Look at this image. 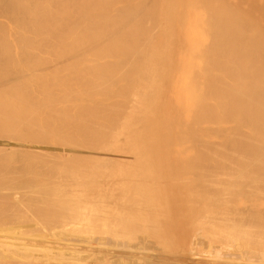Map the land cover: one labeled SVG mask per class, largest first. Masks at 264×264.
Listing matches in <instances>:
<instances>
[{"label": "bare ground", "instance_id": "bare-ground-1", "mask_svg": "<svg viewBox=\"0 0 264 264\" xmlns=\"http://www.w3.org/2000/svg\"><path fill=\"white\" fill-rule=\"evenodd\" d=\"M30 1H32V0H30ZM38 1H36V2H38ZM51 1H53V0H51ZM84 1H86V0H84ZM104 1L106 2V0H103L102 2L104 3ZM114 1L117 2L116 0H113V2ZM136 1L139 2L138 0H136ZM154 1H156V0H154ZM160 1L158 0V2H159V4H157L158 6L163 5L162 1H161V3H160ZM168 1H169V3L171 2V0H168ZM189 1L191 2V4H193V2H192L193 0H188L187 3H190ZM218 1L222 2L223 0H218ZM24 2H25V0H24ZM26 2H27V0H26ZM33 2H30V3L32 4ZM76 2H77V0H76ZM110 2H112V1H110ZM125 2H127V1H125ZM142 2H144V1L142 0ZM177 2L178 1L176 0L175 3L174 2H171V3H173V5H174ZM181 2L182 1L180 0V3ZM196 2H197V0H196ZM198 2H202V1H198ZM210 2H211V0H210ZM224 2H226L225 6L229 9V10H227V8L224 6L226 8L227 12L231 11V8L227 6V3H228L227 1H223L222 3L218 2V4L224 5ZM9 3H8V5H10ZM16 3L14 2L13 4H15V6H16ZM20 3H23V2H20ZM20 3L18 5L19 7L20 6L25 7V5H20ZM28 3H27V5H28ZM38 3H40V2H38ZM42 3H43V1H42ZM81 3H83V2H80V4ZM152 3L154 4L155 2H153V0H152V2L150 4H152ZM163 3H164V0H163ZM169 3L167 2L163 8H161V6H160L161 11H164V8L167 9L166 7H168L170 9V7L173 6V5L170 6ZM185 3H183V2L181 3V5H183L184 8L186 7L188 9V7H191L187 3L186 4ZM211 3H213V2H211ZM1 4H4V3H1ZM13 4H11L12 5L11 7L13 8V11H14L15 7H13ZM72 4H74V3H72ZM80 4H79V7H80ZM94 4H96V2H94ZM112 4L111 5L113 6V8L114 7L116 8L117 5L114 6V3H112ZM130 4H128V5H130ZM135 4H133V5L131 4V5L134 7ZM203 4H206V3H203ZM4 5H6V4H4ZM4 5H2V6H4ZM51 5H53V4H51ZM104 5H103V7H105ZM106 5H107V3H106ZM109 5H110V3H109ZM109 5L107 8H109ZM144 5L146 6L145 7V9H146L147 5L146 4H144ZM144 5H142L141 8H143ZM167 5H169L170 7ZM179 5L180 4H178V6ZM181 5L179 8L183 7ZM185 5H187L188 7ZM195 5L197 7V4H195ZM206 5H204V7ZM211 5L214 6L213 4H211ZM228 5L230 6V4H228ZM18 6H17V9L19 8ZM55 6H53V7H55ZM68 6L70 7L69 4H68ZM137 6H139V3ZM137 6L135 5V8ZM175 6L176 5H174V9H172V7H171V9H172V10L170 9L171 11L168 10V12L170 13V17L167 15L169 13L167 11L166 12L164 11L166 13V17L165 16H163V17H165V18H161L164 13L162 12L163 14H161V16H160V14H159L160 8L156 9V11L158 10L159 13L158 12L157 13L160 16L159 17L157 15L158 17H156V18L157 19L158 18L166 19L168 17L171 18V16H172V20H173L174 16H180V15H176L177 13H184L183 17H181V18H183L182 20L184 21L187 19L186 16L190 13L191 10L195 11V14H197V12H199L197 10H194L195 6L193 7V9H188L189 11L185 10V12H187V13H185L183 10H182L183 12L182 11L177 12L175 10H177V9L179 10V8H177ZM201 6H203V5L201 4ZM212 6H211V8H212ZM237 6H239V5L237 4L234 8H236ZM6 7H8V6H6ZM29 7H31V6L29 5ZM29 7L28 6L25 7V10L27 8L30 10ZM49 7H50V9H53V7L52 8H51V6H49ZM49 7H47L48 10L47 9L41 10L42 11L41 16H43L42 18H44L45 16H49L48 19H47V17H45L46 20H43L42 18H41L42 20H40V18H39V20H34L36 18V16L40 15V14L33 16V14H32L33 12L31 13V12H29V10L27 11L26 16L29 15V13L32 14L30 16H33L34 21H31L30 18H29V20H28V18L26 20L25 19L26 17H23L25 19V22L24 23L20 22V24H16L18 19L15 20L16 21L15 25L18 28L17 29L15 27L17 29L15 31H17V33H20L19 38L18 37H16V38H18L19 41L21 42L20 47L23 48L22 52H25V53H23V54H25V58H24V60H22L23 58L18 56V58L20 57L21 60L17 59V54L18 53L21 54V52H20L21 50H20V51H17L18 53H16V58L14 56V59H12V60L17 59L18 62L20 61V63H18V65L20 66V64H21V68H22L21 70H20V67L18 70V67H16L15 64L13 65L14 61H12L11 59L8 58V56L11 57L10 53L13 52V51L11 52V50H12L11 47L8 48L9 44H7L8 46H5L3 48H2V46H4V44L0 45V52L2 50L3 53H4V51L9 53V55L8 54L4 55L2 53V57L0 58V83H1L0 88L4 87L2 90L0 89V217H1L0 218V264H63L64 262H66L67 264H72V263L75 264V262H72V261L77 262L78 260L85 258V257H81V256H79L80 258L77 257L75 255V250L73 252L69 248H68V252L70 251V253L71 252H73V253H71L70 255L67 253L68 256H66L64 253L62 254V252L57 253L55 249L54 250L57 254H54L55 252H53V251H52L53 252L52 253L49 248L45 247L44 249H42L43 246L42 247L40 246L37 248L34 247L38 243V242L36 243L34 240L37 241V239L39 237H40V239L42 237H46V236H44L46 234V232L49 235L50 234L49 233L50 232L49 231V228H50L49 225L50 226L53 225V228H54V226H57L58 223L59 224L57 227H59V225H60V229H61V227H63L64 231H66V229H64V228L67 227V230H68L67 232L72 231L71 232L72 235L76 234V233L73 234V232H77V233H79V232L84 233L85 232V234L88 233V235L92 234V236H90V237L88 236V238H86L87 236L86 237L83 236L85 234H79V235H81V237H85L86 241L87 240L91 241L93 236L96 237V241H97V239H98L97 233L105 234V236L103 235V237L99 236L100 240L97 241V242L101 243V247L104 246L103 248H105V246H106V251H104L105 255L103 256V258L99 257L100 254L99 255L97 254L99 258L97 257V255H96L97 251H94L95 254L92 252L94 255H96V256H94L96 260H97V258L101 259V261L97 260V262L99 261L101 263L103 262V260L108 262L107 264H117L118 262H120L121 264L124 263L121 256L123 257V253H125L124 251H126V250H124L123 253L119 252L120 250H122L124 248H126V249L132 248L134 250H137L135 252H139V251L141 252L143 250V252L141 254H143L145 250L149 251L148 249L150 247L152 248V246H151L152 242L151 241H153V240H150V238L152 236V239L154 238L155 241L157 240L158 241L157 243H159V245L164 244L166 251H164V249H165L164 246H161V248L163 247L161 250H163L162 252L165 253V255L168 253L171 254L169 252L170 250H167V248L169 249V248H171V246H174V248H176L175 250L178 251V248H177L178 245L181 246L180 248H182L184 250L183 251L184 254H183V252H182V254H180L182 256V258H181V256H176L177 258H175V255H174V258H172L171 261L174 260L176 262H181L179 260H187L189 262L187 264H225L226 259H229L228 261H230V259H234V260L236 259V261L243 260L244 262H248L245 264H264V24H260L258 22L259 20H256V17L254 15H252L253 13L248 14V13H245L243 10H241V12H239V13L237 12V16H235V14H234L236 12H234V13H233V11L231 12L232 14H234V18L236 17L235 19H233L230 12L228 13V15L222 14V16H223V18H222L221 17L222 11H221V13H218V14H220V16H218V14H217V17L222 19L219 22L218 20H220V19L218 18V20H217V17L214 14L216 12L215 8H214V10L212 12V16L214 14L215 18L211 20L212 24H213V20H214V22L217 20L219 23L222 24V25L221 24L217 25V23H218L217 21H216L217 23H214L215 25H217V26H214L215 27L214 30L216 29L218 31V32L215 31L217 34L216 37L218 36V38L220 39L219 36L221 34L222 39L220 40L221 42H219L218 38H215V35L213 33V31H214L213 28L208 29V27H207L208 26L207 21H208V19H211V15L209 16V18L208 17L206 18V16H208V14H209L208 12L210 9V7H209V9L207 7L206 9H208V10L205 9V11H204V12L207 11V14L206 15L204 14L205 16L203 15L207 19L206 21L204 20L207 23H205V24L203 23L204 27L203 26L201 27V24H200V29L204 28V30H205V27H207L206 29H208L209 31L205 30L206 31L205 33H207V34H205L204 37L205 36L207 37V35H208V37L213 36V38H215L216 41H214V39H212L210 37V39L213 40L212 42L215 43V44H213V43L210 44L211 40L209 39L210 40V43H209L208 42L209 40L208 41L205 40L206 37L203 40L201 35H198V39L201 38V41L203 40L204 43H206V41H207V43H209L210 46L214 45V48H213V46H211V50L209 49L210 46L206 48L205 46H203L204 44H202V42H199V43H201L200 44L201 46L199 45V43H197L199 46L197 44H193L194 45L193 47L192 46L187 47V45L189 44L188 43L189 41L192 42V40L194 39V42H195L197 39L195 36V32H192L194 30V28L191 27L193 25V19H194L193 16H195V15H193L194 13H192L193 11H191L192 16L190 14V16H189L190 18L187 19L189 21L190 20L192 21V23H191V21L190 22L188 21L189 23L187 22L188 25L191 23L190 27L193 28V30L191 29L192 31L189 29L190 27L187 26V24L185 23L187 20L184 21L183 23H185V24H183L182 21H180L181 19L177 20L178 22L176 21V19H174V21H176V23H181L183 25V27L186 25L185 26L186 32H189V33L191 32L189 34L191 37L194 35V38L192 40H190L191 38L188 35V33H187V35H188V38H187V36L184 32L185 30H183V32H184L183 34H185V35H182L181 38L182 39H184L185 37L186 38L184 40L181 39L182 42L178 41V39H175L177 37V34L174 33L176 35V36H174L172 33V32H174V29H173L174 24L173 23H175V22H171L170 25H167L166 24V23H168L167 19L165 20L166 22L163 21V23L164 22L165 23L164 24L162 23V25H163V27L167 26V28H170L169 26H171L170 29L173 30V31H171L172 34L170 33V30H169V33H170L169 34L168 29L165 27L166 31L165 30L164 31H165V33H168L169 36H166L164 34L165 35V39L163 37L164 40L163 39L153 40L155 43H153V41H152V44L149 43L151 41V37H152L151 34H153L152 32H150L151 34H149V31L148 30L146 31L148 33V35H150L149 36L150 41H149V38L147 40L145 39L146 34L144 36L143 33H141L143 36L144 42L142 39L138 38L137 41L140 42V40H141V43L139 44V42L138 43L135 42L136 41L135 39L137 37L141 36V34L139 33L140 30L138 29L139 34L136 33L137 32L136 27H135L136 32L133 33L130 30L131 36L133 35L132 38H134V39H130L131 38V36L129 37L130 33L128 34V36L125 35V34H127L128 28H130V27H128L127 30L125 29L126 32L124 31V37L125 36L128 37V39H130L128 41L129 42L130 41L135 42V44L130 43L131 44L130 45V44H125V43L121 42V43H117L120 45H117V44L116 45L109 44L110 46L109 45L106 46L105 44H104L105 46L103 44H102L103 46L95 45L96 47L99 46V49H100V47H104L103 48L104 52H106V51L107 52L113 51V52L112 53H103V51L101 50L102 51V52H100L101 54H98L99 51L96 49V51H98V52H96L97 55H95L93 57L89 56L88 58H86L87 56H85V59L84 58L83 59L76 58V57L75 58H73V57L67 58V55L62 54L64 57L66 56L65 58H67V59H65V62L66 61L68 62V65L66 64L67 67L69 66L68 69L66 68L67 70H69V71H67L68 74L71 71H72L71 73L74 74L75 73L74 69L79 68V67H82V71L84 72L83 75L87 72V68H88V70L90 69L93 72H97V75H96V73L93 74L91 72L92 74H90V72H89L90 76L86 75V77H85V75L81 76L82 73L81 74L79 73L81 77L79 76L78 73H76V74H78V77H76V78H72L74 75H72L70 73L71 75H69V76H72V77H68V75H67L68 78L66 79L65 77H63L64 79H66V80H63L62 76L57 74L58 73L57 72L58 67L53 68V66H52V68L54 69V72L51 71L52 73H49V74H46L44 72L46 75H44V76L39 75L40 74L39 71H44V70H41V66L44 65L43 63L46 64V62H49L50 60L53 61V59L58 57V52H60V51H58L60 49H58L59 47L57 45V43H58L57 38L61 36V33L59 31H57L58 30L57 29V27H58L57 20L60 18H57L58 11L55 12V10H54L55 8L53 9V11L49 10ZM75 7H76V5H75ZM101 7L102 6H100V8ZM120 7L122 8L123 6L120 5ZM120 7L118 9L119 11H120ZM152 7L153 6H150V9ZM139 8H140V6H139ZM175 8H177V9H175ZM9 9H11V8L9 7ZM9 9H7V10H9ZM40 9H41V7H40ZM72 9H74V7ZM97 9H99V8H97ZM103 9H105V8H103ZM112 9H110V12ZM198 9H200V8H198ZM202 9H203V7H202ZM240 9L241 8H239L238 10H240ZM7 10L5 9L4 11H7ZM19 10H21V9H18V11ZM22 10H24V9H22ZM35 10H37V8ZM35 10H32V11H35ZM115 10H112V12ZM118 10L116 12H118ZM123 10L125 11V9H123ZM127 10H129V9H127ZM131 10L132 9H130V11L128 12V15L123 11L124 14L123 15L121 14L123 20H124V17H126V16L128 17V16L132 15V14L130 15V13L132 12ZM134 10H136V9H134ZM134 10H133V12H135ZM152 10H153V12L155 11L154 9H152ZM173 10L176 12V14L174 16L171 14V12H174ZM218 10L220 11V8L219 9L217 8V11ZM221 10H222V8H221ZM234 10L236 11V9H234ZM80 11H81V9H80ZM140 11L141 10H139V12ZM202 11L200 9V12H202ZM62 12H63V10H62ZM71 12H73V11H71ZM88 12L90 13V11H88ZM94 12H96V11L94 10ZM112 12L110 13L111 15L113 14ZM142 12H144V8H143ZM142 12H140L138 14L140 15ZM224 12L225 11L223 10V13ZM3 13L4 12H2V14ZM19 13H20V11H19ZM43 13H44V15H43ZM80 13L76 14V16L81 15ZM92 13H93V11H91V14ZM102 13L104 14V12H102ZM0 14H1V11H0ZM12 14H13V12L9 15L7 13L4 16H5V18H6V16H10V15L12 17ZM15 14H16V10H15ZM21 14H23V13H21ZM68 14L69 13H67V15ZM136 14L134 15L135 19L137 17ZM143 14L144 13H142V15ZM147 14H149L148 12L145 15L149 16ZM185 14H187V15L185 16ZM17 15L20 18V15L19 14H17ZM65 15L66 14H64L63 17ZM86 15L85 16L83 15V16L86 18L87 17ZM100 15H98V16L101 19ZM139 15H138V17H139ZM52 16H54L56 18L50 19V17H52ZM59 16H61V15H59ZM71 16H72V14L70 15V18H71ZM73 16H74V12H73ZM76 16L74 17L75 19L78 18V17L76 18ZM184 16L186 17V19H184ZM224 16H226V17L224 18ZM37 17H39V16H37ZM82 17H81V19H82ZM142 17L143 16H141L140 18H142ZM150 17H153V16H151V14H150ZM204 17L202 19H205ZM85 18H83V19H85ZM131 18H133V17L131 16ZM131 18L130 17L128 18L129 22H131ZM156 18L154 17L155 20L152 19V22L153 21L155 22L154 27H157V23H159L158 20H156ZM169 18H168V20H169ZM6 19L5 20L0 19V20L5 21L4 23H6V21L12 20V19H10V20H6ZM31 19H32V17H31ZM87 19L90 20L91 18H87ZM104 19H105V17H104ZM106 19H107V16H106ZM111 19H112V17H111ZM135 19H133V20H135ZM148 19L146 18L144 21L147 22ZM196 19L199 20L198 17ZM263 19L264 18L262 17V20ZM69 20H71V19H69ZM94 20H99V19H95V17H94ZM115 20H118V19H115ZM120 20H118V23ZM172 20L170 19V21H172ZM197 20H196V23L199 22ZM26 21H28V22H26ZM60 21H63V18H62V20L60 19ZM65 21H68V20L65 19ZM99 21H98V23H99ZM107 21H108V19H107ZM109 21H110V18H109ZM126 21H127V19L124 21L127 24L128 21L127 22ZM156 21H157V23H156ZM204 21H201V23ZM85 22L86 21L83 20V24ZM134 22L135 21H133V24H134ZM11 23H12V21H11ZM70 23H72V22L68 21L69 27H70V25L73 26V24L75 22L73 24H70ZM86 23H88V22H86ZM94 23H97V21L96 22L94 21ZM100 23H102V22H100ZM100 23L98 24V26L96 25V27H99ZM120 23L122 24L123 22H120ZM262 23H264V22L262 21ZM61 24H63V23H61ZM64 24H65V22H64ZM88 24H87V28L89 27ZM129 24L130 23H128L127 26H130ZM133 24L131 22L132 26H134ZM143 24L145 25L144 28L149 25V23H147L148 25L145 23H143ZM155 24H156V26H155ZM198 24H195V26L196 25L198 26ZM212 24L210 22V25H212ZM224 24L226 25L225 27H227V29L224 27L220 28L221 26H224ZM107 25L109 26V28L107 27V29L110 30V24H108V22H107ZM113 25H112V27H115L117 24L116 25L113 24ZM141 25L139 24L138 27H140ZM210 25H209V27H211ZM78 26H80V24H78ZM81 26L78 27V30H81V28L84 29V27H81ZM104 26H105V24L103 25V27ZM118 26H120V25H118ZM135 26H136V24H135ZM11 27H13V25H11L10 28L8 27L9 33L11 30H13V29H11ZM73 27L72 28L70 27L71 31H72ZM85 27H86V25H85ZM90 27H92V26H90ZM94 27H95V25H94ZM94 27L92 28L93 30H94ZM123 27L126 28V25H124ZM175 27L177 28V26H175ZM151 28H152V26H151ZM165 28H163V29H165ZM180 28H181V26L178 28V33L181 32V31H179ZM187 28H188V31H187ZM197 28H199V27L195 28L196 31L199 32V30ZM223 28L227 34L222 30ZM99 29H100V27H99ZM123 29L124 28H122V30ZM0 30H2V32H3V30L6 31V28H4V26H2V29L0 27ZM64 30H65V27H64ZM64 30H62V31H64ZM75 30H77V29H75ZM78 30L76 32H82V31L84 32V30H82V31H78ZM102 30H104V29L102 28ZM132 30H133V28H132ZM135 30H133V31H135ZM158 30H159V32H158ZM158 30H157V33H161V31H162L161 27H160V29L158 28ZM7 31H8V29H7ZM88 31H89V29H88ZM98 31L100 33V30H98ZM106 31L109 34H112L111 32H108V30H106ZM106 31L104 33H106ZM119 31H121V30H118V32ZM152 31H153V29H152ZM200 31H202V30H200ZM220 31H222L223 33H219ZM24 32H27V33L30 32L29 37H26L25 35L27 33H24ZM58 32L60 34H57ZM116 32L117 31H114L113 33L115 34ZM141 32H144V31H141ZM153 32H155V31H153ZM198 32H197V34H200V33L202 34V32H200V33H198ZM72 33L74 34V32H72ZM91 33H93V32L91 31ZM208 33H210V36ZM12 34L15 36L16 33L13 32ZM31 34H33V35H31ZM67 34H70V31ZM87 34L88 33H85V35H87ZM94 34H95V32H94ZM116 34L118 35V33H116ZM134 34H136L137 37L134 36ZM162 34H163V32L161 33V35ZM70 35H72V34H70ZM121 35H122V33H121ZM171 35L174 36V39H169V38H173ZM223 35H225L226 39ZM74 36H75V34H74ZM92 36L94 37V35H92ZM102 36L103 35H101L100 37L102 38ZM116 36H115V38L112 37V38H114L113 40L116 39ZM156 36H157V34H156ZM183 36H185V37L183 38ZM5 37H7V36H5ZM104 37H106V39H107V36H104ZM67 38H68V36H67ZM67 38L64 37L62 40L67 39ZM123 38H122V40H123ZM13 39H15V38H13ZM223 39L226 41V43ZM15 40H17V39H15ZM99 40L100 39H98V41ZM113 40H110V41L113 42ZM66 41H68V39ZM70 41H71V38H70ZM85 41H87V40L85 39ZM85 41L83 40V42H85ZM90 41H91V39H90ZM100 41H102V40H100ZM222 41H224L225 45L222 43ZM12 42H13V44H12ZM12 42H11L12 45H18L16 43V41H15V43H14V41H12ZM114 42H116V40ZM8 43H10V42L8 41ZM75 43L78 44V42H75ZM75 43H73V44H75ZM81 43H82V41H81ZM122 43L125 45H123ZM218 43H219V45H217ZM221 43L223 45H221ZM65 44H66V42H65ZM79 44H80V42H79ZM87 44H90V43H87ZM195 45H197V46H195ZM59 46H60V44H59ZM68 46H69V44H68ZM89 46L91 48H93L91 45H89ZM14 47H16V46H14ZM65 47H67V45ZM70 47H71V45H70ZM82 47H83V45H82ZM21 48H19V49H21ZM73 48H72V50H73ZM16 49H17V47H16ZM63 49L61 52H63ZM94 49H95V47L92 50H94ZM181 49H186L185 51H187V52H180L179 50H181ZM187 49H191V50L194 49V50H197V52L196 51H194V52L189 51ZM207 49L210 50V52L205 54ZM72 50L70 49V51H72ZM76 50H78V49L76 48ZM79 50H80V48H79ZM92 50L90 52H92ZM174 50L175 51L178 50V53H174ZM15 51L16 50H14V52ZM188 51L190 53H188ZM198 51H202V52L204 51V52L202 53V52H198ZM214 51H216L217 53H215ZM88 52H89V50L87 51L86 55H89ZM26 53L28 55H26ZM48 53H51L52 54L51 57H55V58L50 59L51 57L49 56ZM84 53H86V52H84ZM96 53L94 52V54H96ZM46 54H48V57H50V58H48L49 61H47L48 60L47 58H43L44 56H46ZM90 54L92 56V53H90ZM0 55H1V53H0ZM13 55H14V53H13ZM75 55H73V56H75ZM199 55L203 57V60H204L203 63H202L203 60L202 59L200 60L201 57L199 58ZM27 56H29V57L31 56V58H29ZM70 56L71 55H69L68 57H70ZM23 57H24V55H23ZM60 57L61 56L59 54V59H60ZM61 58L63 59V57H61ZM4 60H6V61H4ZM10 60L12 61V68L15 69V67H16V69H17V70L13 69L15 72L19 71V72H21L20 73V75H21V74H23V72L25 70L26 71L25 74H29V77H28V75H26V78H24L25 75H23V76L21 75V77H19V73L17 72L16 76L18 74L19 80L14 79L15 80V83H14L13 82L14 80H12V79L15 75H13L11 73L8 74L9 69H10L9 67H11V65L9 66V64H8V62L11 63ZM1 61H3V62H1ZM16 62L17 61H15V63ZM21 62H23V63H21ZM1 63H2V66H1ZM56 63H59L58 60ZM204 63H205V65H204ZM59 64H61V63H59ZM37 65L38 66L41 65L40 69H38L39 71H37L39 73L38 75L34 73V72H36L34 69H37V67H36ZM49 65H54V64H49ZM60 67L61 66H59V68ZM83 67L84 68L86 67V70H85L86 72L84 71ZM44 68H46L47 70L49 69V68H47V66ZM52 68H51V70H52ZM61 68H63V66ZM58 71L60 72V71H62V69L61 70L58 69ZM47 72H49V71H47ZM62 72H61V75H62ZM12 73H14V72H12ZM76 74H75V76H76ZM57 75H59V76H57ZM9 76H10V78H12L10 80L11 84L9 83L10 82ZM76 82H78L79 85H84L83 87H85V85L88 86V84L87 83L84 84V82H90L91 84L93 83L92 86L94 88L95 87L98 88L97 90H99L100 93L95 92L93 88H91L90 90H85L84 92H83V90L86 88H83L82 92H80V90L77 86L76 87L78 89H76V90H79V91L76 93L75 89H74V91L72 90V87L74 86L73 84H76ZM15 84H18L17 85L18 88H16L17 86ZM22 84L24 85L23 88L26 86V84L27 85L33 84V86H35V85L38 86V87L37 86L36 87L39 88L40 92H39V95L37 96V98L39 97L38 100L40 99L42 103L39 101L41 103V104L39 103L40 104L39 105L37 102V105H39V106L35 105V106H37L35 110L34 109L29 110L28 109V108H32L33 104L35 103L32 101L33 104L31 107H29L30 102H31V101L29 102V100L31 98H30V96L28 97V95H30V94L28 93L27 96H25V94H23L24 96L22 94H19L21 91L23 93V91H25L27 89V87H26V89L25 88L22 89ZM71 84L73 86H71ZM91 84H89V86ZM2 85H3V87H2ZM14 85H15V87H12ZM30 85H29V87H30ZM11 87L16 88L17 91L15 89H12ZM19 87H21V90L18 92V89H20ZM57 87L58 88L60 87V89L58 90ZM61 87H62V90H61ZM79 87L81 89V86H79ZM30 88L32 90L34 89L32 86ZM30 88H28V89H30ZM66 88H68V90L64 91ZM69 88H71V89L69 90ZM40 89H42V90H40ZM36 90L38 91V89H36ZM31 91H27V92H31ZM57 91H59V94L57 93ZM168 91H169V93H168ZM34 92L35 91L33 90V93ZM33 93L31 92V94L33 95L31 97H34ZM57 94L59 95V98L61 97L60 102L64 103L66 105V107H67L66 103H69L71 101H72L71 103H74V101H75L76 104L73 106H77V103H78L77 99H78L80 102L86 103V106H87V104H90L92 106V108H94V110L92 109L93 111L88 112V110H89L88 109L87 111L85 110L83 113H82V111L84 110L85 106L78 107V108L75 107L74 111H72L73 108L72 109L69 108L72 112L70 111V113L69 114L67 113V115L70 117L74 116L73 117L74 121L71 118V120H72L71 123L73 122V124L75 123V120L81 119L77 113H79V115L82 114V117H84L83 120L85 119L86 113H89L86 116L90 115L92 118L89 117V118H91V121H88L86 119L84 120V121H87L85 123V124H87V126L83 123L84 127H85L84 131L86 133H88L89 140L91 139L90 137L94 138V140L93 141L91 140V142H89L87 145H81L78 143L72 144L69 140L68 143L72 144L70 147H72L73 149L68 147L70 144L69 145L66 144L65 147L66 148L68 147L69 149L65 148L64 150H62V153L68 152L70 150L73 151L74 148H78V149L79 148H87V149L94 151L96 153L97 157H95L93 155L94 156L93 158H95L94 162H96V164L94 165V162L91 161V164H89L90 167H88V165H87V167H86L87 169H86L85 166L84 167L82 166L83 169L82 168L81 169L85 170V171L88 170V172L89 171L92 172V169L95 170L96 169L95 166L98 163H99V165H100V163H102L100 165V167L103 165L104 169L102 167L99 168L98 167L99 165L96 167H97V171H98V169L104 171V175L103 176L102 175L96 176L97 174L95 175L94 171L92 172L94 174V175H92V177L89 176V175H91V173L90 174L82 173V175L84 177H88V178L90 177L89 179L94 178L95 176L109 179L108 182H110V185H106L107 187H101L102 184L97 182V178H95L96 181H93V183H92V181L91 182L88 181L90 187H92L90 185V183H92L94 188H98L100 185L101 190L99 189V191H101V192L103 191L101 193V195H103V193H104L103 197H105V195H106L105 199H107V197H108V199L111 198L108 202V205L104 204L103 207H100L98 204L92 203L93 201L89 202V203L82 204L81 206L75 205L72 203L74 196H76L78 199H81V200L85 199L84 196H82L83 198H80L81 196H79V194L81 192H83L85 189L89 190L91 192V194L89 193V195H91V196L95 197V195H97V196L100 195V192L98 190L96 192L97 194L95 193V195H92V192H95L96 190L93 191L92 190L93 187L89 189L88 183H87L86 187H83V190H81V191L79 190L77 193H76V191L73 192V190H71L72 193L71 192L68 193L69 190H67V192L65 191L66 189H64V188H66V187H68V189H71V188H69L71 183L69 184V186L65 185V187H63V185L61 184V185H59V187H57V182H58L57 176H58V174L61 173L62 177L67 176V178L65 177V179H64V177L62 178V179H64V181L60 180L62 182H65L68 179L67 183H69L70 177L73 178V180L75 182V179H76L75 177L79 176L78 174L77 175L75 174V172L77 173L79 170V169H76L79 165L76 166L77 165L76 162H73V161H76V158H74V160L71 161V162H73L72 165H74V163L76 164L75 165L76 167L72 168V165L68 162L70 156L68 158L66 157L68 159V160H66L67 161L66 163H69V165H71V168L74 169V171L71 170V168L68 169L69 168L68 165H67V168H65L66 165L63 166L61 164V161H59L57 159L58 158L57 152L60 153L59 151H57V149H59V150L62 149L61 148L62 145L60 147H57V143H58L57 142V139H58L57 138V132H58V130H60L59 126L57 124L58 122H60V119H59V121H57L58 120L57 118L60 117V115H62V114L58 115L59 113L57 110L60 108L55 110L56 106L51 107L54 104V102H55V105H56V103H57V105L60 104V102H57V99H59V98H57L58 97ZM36 95H35V98H36ZM26 97H28L30 99H27ZM27 100H28V102H27L28 107L25 106V108H27L28 111H26L25 109L21 110V108H24V105L21 106L22 105L21 102L25 104ZM53 100H55V101L52 103ZM164 101L169 104V106H170L169 108L167 105H166L167 107L164 105V104H166ZM160 102L161 103L164 102L163 105L168 109V110L166 109L167 110L166 112H165L164 108L158 109V107L161 106ZM82 103L79 105H82ZM17 104L19 105L18 107H17ZM158 105H160V106H158ZM163 105H162V107H164ZM35 106H33V107L35 108ZM73 106H70V107H73ZM61 109H63V108L61 107ZM69 109L67 107L65 111L68 112ZM159 110H160V112H159ZM161 111H163L162 114H161ZM178 111L179 112L181 111V113L183 112V116L179 117L177 114V113H179ZM168 112L169 113L173 112V115L178 116V120L180 118L179 124L178 123L175 124L177 122L176 121L177 118L175 119L174 116L171 117L172 113L169 114ZM62 113H63V110H62ZM75 113H76L78 119H76ZM163 113H166V115L169 114L170 118H174L175 120L172 119L173 120L172 121L170 118H167V117H169V115L166 117L165 114H163ZM83 114H84V116H83ZM32 115H34V116L32 117ZM65 115H66V113H65ZM179 115H180V113H179ZM62 116H64V114ZM66 119H67L68 124L71 125L68 121V118H66ZM167 119H168V121H167ZM63 121H61V124H60L61 126L63 124ZM174 121H175V123H174ZM65 122H66V120H65ZM66 123H65V125H66ZM73 124L71 126H73ZM79 124H80V122L78 120V122H76L74 124L75 126H73L74 130L77 129L78 131L72 130V127H71V130L76 132V134L73 133V134H75L73 136L77 137V132H79L80 129H82V128H79L80 127ZM27 126L31 127V128L33 127L35 132L38 131L37 135H32L34 133V131L32 130L33 133L30 136L29 135L30 129H27V131H29L28 136L25 135L26 134L25 130H26V128H28ZM57 126H58V129H57ZM66 127H68V126H66ZM23 129H25V130H23ZM63 129H65V128H63ZM63 129L61 128V131H59V132L63 133L64 132V131H62ZM21 130H22V132H21ZM23 131L25 132L24 134H23ZM67 132H69V131H67ZM89 132H90V135H89ZM207 132L219 133V136H220V134L222 135L220 137L221 139L220 140H214L213 139L214 137L212 139L210 137L208 138L210 133H209V135H207V137H205L203 135L204 136V138H203V136L201 134L207 133ZM71 133L72 132H70V134ZM214 133H212L211 137L213 135H215ZM64 134H63V138H65ZM78 135H82V134L80 133ZM67 136H68V134H67ZM83 136H86V135H83ZM127 136H128V138H127ZM78 138H80V137H78ZM66 139H67V137H66ZM75 141H78V139H76ZM79 141H81V139ZM177 142L178 143L182 142L181 146L183 144H185V145L187 144L188 146L194 145L196 149L198 148V151L193 153V154H195V156L193 157V155L188 156L189 153L187 152L190 150L192 151L193 148L186 150V149L182 148L183 146L182 147L180 146L182 149H184V150L180 149V152L181 153H182V151L186 152L187 154H184V155H186V157L185 158L180 157L181 159L178 158L180 161H178L176 158H175V160L179 163L181 162L182 165L184 164V161H186L189 164L188 165L189 171L188 170L187 171L190 175H192V177L188 174V176H187L188 178H186V175L185 176L182 175L183 177H181V178L185 177L186 179L191 181V184L193 183L194 187H197V188H195L196 189L195 193L192 194V191L194 189L189 182V184L191 186V194L192 195L184 193V194H187L186 198L189 199V196H193L194 202H195L194 199H196V200L198 199L199 200V201L197 200L198 202H200V200L201 201L204 200V202H205V204L203 203V205H198V202H195V203H197L198 206H201V207L203 206L204 208L202 207V209H203V211L201 209L202 212L199 211L200 207H198L199 212L195 211L193 209V211L197 213V214H194V212L191 211V209L189 207V206H192V205H190V203L192 204V202H193L192 199H190L192 202L190 201L189 206H188V203L186 206H188V208L190 209V211H188L189 214H190V212H193L190 215L193 214L194 216H190L191 218H189V219H186L187 218V216H186V218H185L186 221H184V219L183 220L178 219L179 216H180L179 218H182L181 215H184V214L188 215V213H186V211H184L185 212L184 213V212H182L183 211L182 210L181 213H183V214H181L179 211L180 208L181 209L183 208L182 205H184V204L182 202L184 200L182 201L181 199L184 196L182 197L181 195H178L181 197V199H180V197H179V199L181 200L180 204H182V205L176 204V203L173 204V198L171 200L170 195H173V196L175 195L177 197V194H175L176 191H173L174 192L173 193L172 188L169 189L170 184L166 183L168 185V187L166 186L167 188L164 186V188L169 189L172 192L169 195L170 196L169 199L172 201V207L171 208H174L173 205H175V207L177 206V208L179 207V205L181 206L178 209L179 215L176 216V214H178V212L172 213L173 210H172V212L168 211L171 209L170 208L171 203H169L170 201H167V200L165 203L164 200L166 198L163 200L164 203L159 202L160 201L159 199H156L157 202H156V200H154L155 201L154 202L155 205H154L153 204V199H155L154 195H155V197L160 198V196L158 197V195L156 196V194H155V193L158 194V191H156L157 189H155L153 186H148L149 188L147 189L146 188L147 186L145 185V184L150 185V183H147V181L153 176L156 177L155 174H160L159 169L153 168L152 170L154 172L156 171V169L159 172L157 171V173H155L150 178H148L151 175L152 170H151V168L150 169L147 168V170H146V168L144 167V165L146 166L145 160L148 157L149 158L151 156L153 157L154 154H152V153H154V151L157 148L159 149L161 147V145H163V149L166 150L165 147L167 145L170 146L174 143L170 147L172 148V151H173L174 147H175L174 149L177 150L176 146L179 145V144L175 145ZM62 144H63V141H62ZM164 145H165V147H164ZM170 147H169V149L167 148L168 151L171 150ZM138 148H140V150H141V148L144 149L145 150L144 153L142 150H141V153H138V152H140V151H136ZM163 149L161 148L162 151H163ZM199 149L200 150L202 149V151L209 152L208 153L209 155H211L212 152L215 153V154L212 153V156L215 160L212 157H210L208 154L202 155V152H201V155H200ZM211 149H212V152H211ZM167 150H166V152H164L165 155L167 153ZM159 151H160V149H159ZM178 151H173L172 155H175L174 153H176ZM119 152H127V153L129 152L130 155H131V153H132V155L133 154L138 155L139 158H138V156H136L138 158V160L140 158L143 159L145 164H141V163H143L140 161L141 159L139 161H136L137 160V158H136L134 160V162L136 161V164L139 162L137 164V166L140 164H141V166L143 165L142 169L140 171H138L136 169L137 166H135L136 164H134L135 167L132 166V164H131V166L134 167V168H132V170L136 169V171L133 170L135 173H133L131 171V174H130V172L128 171V168H129L128 167L129 165L127 164L128 162H125V164H124V162L121 164L120 163L118 164V162H119L118 160L125 161L126 159L125 160H122V158L113 159L112 156L115 153H118L119 156H122ZM68 153H71V152H68ZM68 153H66V156L68 155ZM77 153H79V152H77ZM155 153H157V152L155 151ZM160 153L159 154L162 157V155H164V153L163 154H162V152H160ZM197 153L199 155H196ZM76 155H78V154H76ZM82 155L78 156V158L84 156V155L83 156ZM87 155H88V157H90L89 155L92 156V154H87ZM87 155H85V156H87ZM124 155H129V154H124ZM167 155L171 156V154H167ZM176 155H177V153H176ZM176 155H175V157H176ZM179 155L177 157H179ZM62 156H64V155H62ZM169 156H167V157L169 158ZM182 156H183V154H182ZM199 156H201L200 159H199ZM71 157H72V155H71ZM155 157H156V155H155ZM60 158H61V156H59V159ZM93 158H91L90 160H92ZM62 159H63V157H62ZM85 159H86V157H85ZM162 159H164V158H162ZM162 159L160 158V161ZM79 160H80V158H79ZM95 160H97L98 162ZM151 160H149V161H151ZM171 160L172 159H170V161ZM175 160L174 161L172 160L171 162H175ZM57 161L60 162L59 163L60 166L57 163ZM64 161H65V159H64ZM85 161H87V159ZM132 161H133V159H132ZM132 161H129V162L131 163ZM153 161L154 160H152L150 163H152ZM166 161H168V160H164V162L162 160L163 163L157 162L159 164H163L160 166L158 165L160 167V169H163L165 167L164 163H167ZM170 161L168 162L169 164H170ZM77 162L79 163V161H77ZM134 162H132V163H134ZM83 163L81 162L80 165L81 164L83 165ZM86 163L88 164V161ZM116 163L118 164V167L116 166V168H108L112 164L114 165ZM150 163H148V164H150ZM187 163H185L184 165H186ZM209 163H210V165L215 163V165L210 166V165H208ZM153 165H156V163L154 164V162H153ZM61 166H62V169H61ZM162 166H164V167H162ZM174 166H175V164H174ZM174 166H172L170 164L169 167L166 166L167 167L166 169L173 168ZM176 166H175V168H177ZM80 167L81 166H79L78 168H80ZM156 167H157V165H156ZM57 168H59V169H57ZM89 168H91V169H89ZM140 168L141 167L139 166V169ZM66 169H68V170H66ZM75 169H76V171H75ZM58 170H60L59 173H57ZM61 170H62V172H61ZM80 170H79V172L82 171V170L81 171ZM149 170H151V171H149ZM66 171H67V174L69 172V175H67V174L63 175L66 173ZM170 171H171V169H170ZM175 171H176V173H174V174L177 175V170H175ZM179 171H181L179 173L181 175L182 170H179ZM183 171H184V168H183ZM73 172H74V174H73ZM172 172L170 173L171 179L173 177ZM147 173L148 174L150 173V175L149 176L147 175V177H145ZM164 173L167 174V171H164ZM70 174H72V175H70ZM79 174L81 175V173H79ZM98 174H100V172ZM101 174H103V173H101ZM82 175L79 177H82ZM189 176L191 178H189ZM59 177L60 176H58V180L60 179ZM79 177L77 179H79ZM166 177H168V175ZM157 178H158V180H157V182H158L161 177L159 178V175H158ZM157 178H155V179H157ZM173 178L179 179V177H176V178L173 177ZM95 179H93V180H95ZM80 180L83 181L82 179H80ZM80 180L78 182L80 184L75 182L76 185H78V186L73 185L74 188H77L80 185H81L80 188H82V183L87 182V181H85V182L81 183ZM100 181H101V179H100ZM178 181H183V179L182 180L180 179ZM185 181H186L185 183L189 186V184L187 183V180H185ZM71 182H73V181H71ZM94 182H97L99 185L98 184L96 185ZM152 182H153V180H152ZM154 182H156V180H154ZM154 182H153V184H155ZM164 182L165 181H163L162 183L164 184ZM170 182H172V181L170 180ZM170 182H168V183H170ZM173 183L176 184V188H178L177 184L179 185L180 182L176 183V181H174ZM173 183L171 185H173ZM181 183L183 184V182H181ZM142 185H145L146 187H142ZM61 186L63 188H60ZM83 186H84V184H83ZM95 186H98V187H95ZM156 186L160 187L159 184ZM152 187L155 189L154 192H152L154 190V189H152ZM171 187H173V186H171ZM102 188H103V190H102ZM164 188L160 187V188H158V190H160V189L164 190ZM173 188H175V185ZM184 189H186V188L184 187ZM187 189H188V187H187ZM189 189H190V187H189ZM74 190H76V189H74ZM86 190L84 192L89 197L88 191H86ZM163 190H161L162 192L159 191V193H163ZM177 190H178L177 193L181 192V190H179V189H177ZM197 190H199V191L197 192ZM166 191H168V190H166ZM182 191H185V190H182ZM59 192H63L64 195L66 193H68V194H66L65 196L63 195L65 197V199H64L62 194L59 195ZM74 193H76V195ZM85 193H84V195H85ZM69 194H73V196L69 195ZM163 194L165 195V197H169L168 195L166 196L167 193H163ZM163 194H160L161 198L163 197L162 196ZM179 194H183V193L181 192ZM80 195H82V193ZM131 195L136 197L134 199L135 200L137 199V201H135L134 199L131 200V198H133V197H131V198L129 197ZM57 196L58 197L61 196V198H58V200H60L62 204L64 202V205H66V206L63 205V208L65 209L66 207L68 208V206H69L68 209H66L65 211L63 210V208L61 209L62 205L60 203H59V207L60 206L61 207L59 208L57 206L58 205ZM69 196H71L70 199H69ZM91 196L88 199L96 201L95 200L96 197L95 198L93 197L94 198L93 199ZM99 197L100 196H98L96 199H98ZM176 197L174 200H176ZM256 197H261V198L256 199ZM77 198H75L76 201H78ZM62 199H64V200H62ZM67 199L70 201L66 202ZM261 199H262V201H261ZM85 200H87V199H85ZM90 200H88V201H90ZM104 200H102V201H104ZM187 200L185 199V201H187ZM82 201H84V200H82ZM98 201H99V199H98ZM175 202H177V201H175ZM239 202H241V203H239ZM23 203L25 205L27 204L26 207H28V205L30 206V210H29L30 212H28L27 210H26V212L28 214L31 213L32 217L29 214V215H26V219L23 218L22 220L21 219L18 220V218H22L23 216H25V215H23V213H24L23 211H25V209L23 207H22V209H24V210L21 209V206H22L21 204H23ZM159 203H162V204L169 203L170 205L168 207H166L167 205H165V207H164V209L167 208L166 210L168 213L167 212L165 213L166 210L163 211L164 209H162L160 211L161 212L163 211L162 214H165V215L172 213L176 216V217L175 216L174 217L177 219H175L173 221L174 217L172 216V214L170 216L169 215L167 216L168 219H164L165 215H162L161 212L159 213V211H158L159 209L163 208L162 206H164V205L159 204ZM17 205H20V206L17 207ZM72 205L73 206L75 205V207H73ZM152 205H154L153 208L155 207V209L158 208L157 206H160L158 209H156L158 212L155 213V214L158 213L157 215L158 216L160 215V217L158 218V216L156 215L157 216V217L155 216L156 219L161 220L160 218H162V219L166 220V222H167V220H169V222L173 221V223L172 222L171 223L174 224L175 228H173L172 231H171V227H173L172 224L167 222L166 225L168 227L165 228L164 223H161L164 226V227H161L160 223H158V220L157 221L155 220V217H153V219L156 222L153 221V223H151V221H147V219L143 217L144 214L141 215L142 217H141L140 221H138L139 219L137 220V218H136V220L138 222L136 220L132 221V219L128 215H127L128 218H126L127 220L124 219L125 217H122L125 215V213L128 214V211L130 213L131 210H129V209H132V208H135L138 211H141L143 209H150V212H151ZM186 206L184 205V207H186ZM16 207L19 208V211H16V209H17ZM102 208L105 209V212H102V213L107 214V212H108V214H107L108 216L105 215V218H101L102 217L101 216ZM183 209L187 210V208L186 209L183 208ZM14 210L16 211L15 213H14ZM21 210L23 212L22 217H19V215H21L20 214ZM57 210H59V211L62 210L61 214ZM132 210H134V209H132ZM26 212H25V214H26ZM64 212L67 213L66 214L67 216H64V217H67L66 219H63V217H61L65 214ZM16 213H17L18 217H16ZM144 213H146V211ZM137 214H140V213L138 212ZM141 214H142V212H141ZM13 215H15V217H10ZM36 215H38V217L39 216L40 217L38 218V217H36ZM147 215H149V214L147 213ZM43 216H45L46 219ZM47 216L48 217L50 216V218H47ZM77 216H78V218H76ZM92 216H98V217L101 216V217H99V219H95L97 217L93 218ZM27 217H28V219H27ZM33 217H35V218L33 219ZM58 217L62 218V220L59 219ZM171 218H172V220H170ZM128 219H129V221L131 220L130 222H134V223L137 222V225L133 224L134 227L131 228V226H130L131 224H128V222H127ZM177 220L180 223L179 224L176 222L178 227L180 225V227L182 226V229L180 228L179 230H176V229H178L177 225L175 224V221H177ZM180 221H182V223L183 222L184 223L181 225ZM168 223H169V225H171L170 227H169ZM184 224L186 226H184ZM187 224H189L188 228H187ZM61 225H63V226H61ZM68 225H69V227H68ZM45 226H47V229L49 232L46 230L45 231L43 230V228H45ZM94 226H96L98 228H96ZM128 226H130V228ZM158 226H160V228ZM183 226L186 228H184ZM53 228L51 227L50 230L52 231ZM162 228L163 229L165 228V230L167 229L166 231L170 230L171 232H168L169 234L167 233V234H165L167 236H165L163 234H164V232L166 233V231L165 230L163 231ZM168 228H170V229H168ZM42 230L45 232V234H42L43 236L39 232V231L42 232ZM53 231H54V233H56L54 235V233L52 232V234L54 236H57V234L61 232L59 230V228L57 231H60V232H58V233L55 232L56 231L55 229ZM37 232L40 234H38ZM70 232H69V234H70ZM137 232H139V233H137ZM133 233H136L138 236L136 234H135L136 236H133L134 235ZM60 234H58V235H60V237L62 236V238L69 237L70 239H72L71 237H73L72 235L69 236V234L63 233V231ZM62 234H64V236H67V237H64ZM65 234H67V235H65ZM95 234L97 236H95ZM54 236L50 235V237H52V238ZM75 236H77V235H75ZM50 237H48V238H50ZM81 237H78V239H81ZM126 237H129V239H131V237H132V239H134L133 243H131L132 239L129 240L130 242H127V240H125ZM58 238H59V236H58ZM74 238H77V237H73V239ZM85 238H83V241L85 240ZM203 238L207 239V241H208L207 246L206 245H205L206 247L204 246L205 248H207V247L209 248L207 250L203 249L204 248V247H202V245H204L203 243H202V245H200ZM68 239H65V240L63 239V240L66 242H69L70 240L68 241ZM174 239H175V241H174ZM13 240H17V243H14ZM54 240H56V239H54ZM59 240H61V238ZM31 241L35 242L36 244L34 243L35 245L32 246L33 243L31 245ZM41 241H44L43 238ZM86 241L83 243H86L87 246L89 244H91L90 241H89V244ZM96 241H94V242H96ZM172 241H174V242H172ZM53 242L55 243V241H53ZM71 242H74V241L71 240ZM78 242H80V240L77 241V243L74 242V244L75 245L78 244L80 246V243H78ZM94 242H92V245H90L91 247L95 244ZM214 242H216V243L218 242L217 245H213ZM39 243L42 244V242H39ZM56 243H58V242L56 241ZM70 243L68 245L72 244V243L71 244ZM81 243H82V240H81ZM153 244L156 245V242H153ZM78 245H77V247L79 248ZM83 245H82V247H84ZM98 245H99L98 243L95 244L96 248ZM155 245H153V246H155ZM175 245L177 247H175ZM45 246H47V245H45ZM95 246H93V247H95ZM183 246H184V248H183ZM198 246H200V248H198ZM82 247H81V249H82ZM116 248H118V249L120 248V250L115 251L114 249H116ZM153 248L156 249V247H153ZM155 249H151V252L155 253L156 251L160 250V249H158V250L157 249L155 250ZM92 250H93V248H92ZM152 250L153 251L155 250V252H153ZM171 250H173V249L171 248ZM175 250H173V251H175ZM76 251L79 252L78 249H76ZM91 251H90V253H89V251L85 252L86 254L89 253L87 255L86 254L83 255L82 253H84V251H82V253L80 255H82V256L93 255L91 253ZM100 251H101V248L99 249V251L97 253H99ZM147 251H145V252H147ZM63 252L66 253V251H63ZM127 252L129 253V252H131V250H128ZM162 252H158V253L163 254ZM166 252H168V253H166ZM117 253H118V255H120L119 260L116 257H115L116 258L115 260H113V258H111V259L107 258V257H111L112 254L115 255ZM119 253H122V254H119ZM147 253H145V254H143V256L142 255L141 256L144 258H147L148 262H149L152 258L151 257L152 255L148 256ZM129 254H131V253H129ZM137 254H139V253H137ZM159 254H157V255H159ZM77 255H79V254H77ZM131 255H133V254H131ZM157 255H155V256H157ZM202 255H207V256L204 257ZM130 256H129V258H130ZM134 256H135V254H134ZM171 256H172V254H171ZM88 257L90 258V256H88ZM91 257H92L91 260L93 261L94 258H93V256H91ZM159 257H161V256L159 255ZM164 257L168 258V255L164 256ZM89 258L86 257V259H89ZM132 258H134V257L131 256L130 262H133L136 259V257L134 260ZM144 258H142V259L145 260ZM178 258H180V259H178ZM68 259H71L72 261H70ZM158 259L157 260L153 259L154 263L152 262V260H151V262L153 264H156L155 261H157L159 263L160 261ZM162 259H163V256H162ZM249 260H254L253 261L254 263L249 262ZM69 261H70V263H69ZM80 261H78V262H80ZM82 261L85 264H88L87 262H90V261L85 260V259H82ZM125 261H127V260H125ZM137 261L141 262V259L139 258V260H136V263H137ZM127 262L129 263V260ZM232 262L234 264V261H232ZM66 263H64V264H66ZM80 263H82V262H80ZM80 263H77V264H80ZM93 263H94V261H93ZM101 263H99V264H101ZM120 263H118V264H120ZM133 264H135V263L133 262ZM159 264H163V263L160 262ZM227 264H228V262H227ZM235 264H236V262H235Z\"/></svg>", "mask_w": 264, "mask_h": 264}, {"label": "rangeland", "instance_id": "rangeland-1", "mask_svg": "<svg viewBox=\"0 0 264 264\" xmlns=\"http://www.w3.org/2000/svg\"><path fill=\"white\" fill-rule=\"evenodd\" d=\"M33 1H34V2H33ZM36 1H38V0H32V1L27 0V2H26V0H25V2H24V0H23V1H22V0H18V1H17V0H15V1H14V0H10V1H9V0H0V4H1V3L6 4V5H4V4H1V5H0V6H1V7H0V11H1L0 19H3V20H5L6 18H7L6 20H10V19H12V20H10V21H6V23H4L5 21L0 20V22H1V23H0V27H1V29H2V26H4V28H6V31L3 30V32H2V30H0V31H1V32H0V35H1V36H0V43H1L0 45H3V44H4V46H2V48L5 47V46H8L7 44H9V47H8V48L11 47L12 50H11V49H10V50H11V52H12V51H13V52L10 53V56H11V57L8 56L9 59H11V60L14 59V56H15V58H16V53H18L17 51H20V50H21V51H20L21 54H19V53L17 54V59H18V60H21L20 57H22V58H23L22 60H24V58H25V54H23V53H25V52H22L23 48L20 47V45H21L20 43H21V42H20L19 39H18L19 36H20V33H17V31H15V30L18 29V28L16 27V25H15V22H16L15 20L18 19L16 24H20V22L24 23V22H25V19L27 20V18H28V20H29V18H30L31 21L39 20V18H40V20H42V19H43V20H46L45 17H47V19H48L49 16H45L44 18H42L43 16H41V15H42V11H41V10H42V9H43V10H44V9H47V10H48L47 7L51 6V8H52L53 6L56 5L57 7L55 6V7H53V9L55 8V9H54L55 12L58 11V13H57V18H60L61 20H62V18H63V21L65 22V24H64V22H63V21H60V19L57 20V25H58V27H57L58 30H57V31H59V32L61 33V36L59 35L60 37L57 38V39H58V40H57V42H58L57 45H58V47H59L58 49H60V50H58V51L61 52L62 49H63V48H64V49H63V52H61V53L57 51V52H58V57H57V58H55V57H51V55H52L51 53H48L49 56H50L51 58L48 57V54H46V56H44L43 58H47V59H48V58H50V59L55 58V59H53V61H51V60L49 61V59H48L47 61H49L50 63H49V62H46L47 65H46L45 63H43L44 65H42V66H41V65H39V66L37 65V66H36L37 69H34L36 72L39 71L38 69H40V66H41V70H44V71H39L40 74H39L38 72H37V73L34 72V73L37 74V75L39 74V75H41V76H44V75H46V74H49V73L54 72V69H53V68L58 67V69H59V70L62 69L63 72H62V71L59 72L58 69H57V72H58L57 74H59L60 76H62V78L65 77L66 79H67L68 77H72V76H69V75L72 74V73H71L72 71L70 72L71 74H70V73L68 74L67 71H69V70H67V69H68L69 66L67 67L68 62H67V61L65 62V59H67V58H71V57H73V58L76 57V58H81V59L84 58V59H85V56H87L86 58H88L89 56H90V57H93V56L97 55L96 52H98V51H99L98 54H101L100 52H102V51H103V53H112L113 51H110V52H107V51H106V52H104V50H103L104 47H100V49H99V46H97V47H98V48H97L95 45H101V46H103L104 44H105L106 46L109 45V44H111V45H116L117 43H121V42H123V43H125V44H130V43H131V44H132V43L135 44V42H137V43L139 42V41H137L138 38H140V39L143 40V36H142L141 33H143L144 36H145V34H146L145 39L147 40V39L149 38V41H150V37H149L150 35H148V33L146 32L147 30L149 31V34H151L150 32H152L153 34L155 33L154 35L151 34L152 37H151V41H150L149 43L152 44V41H153V40L163 39V37H164V39H165V35H166V36H169V35H168L169 30H170V33H171V31H173L172 29H170L171 26H169L170 28H167V26H165L166 24H167V25H170L171 22H175V23H176V21H177V20H180V19H181L180 21H182V23H183V22L186 21L188 18H190V17H189L190 14H191V16H192V13H194L193 15H195V16H193V17H194V19H193V25H192L191 27H193L195 31L193 30V28L190 27V25H191V23H192L191 20H190L191 23H190L189 25H188V23L190 22L189 20H187L185 23L187 24V26L190 27V28H189L190 30H191V29L193 30V31L191 30L192 32H195V36H196V38H197L196 41H195L196 43L194 42V39H193V38H194V35L192 34L193 36L191 37V36L189 35L191 32H190V33H189V32H186V27H185L186 25L183 27V25H182L181 23H176L177 25H176L175 23H173V24H174V26H173L174 32H172V33H173L174 36H176L174 33L177 34V37H176L175 39H178V41H181V42H182V40H184L186 37L183 36V38L185 37L184 39H182L181 37H182V35H185V34H186L187 38H188V35L190 36V38H191L190 40L193 39L192 42H191V41L188 42L189 44L187 45V47H188V46H192V47H193V46H194L193 44H197V43H199V42H202V44H204L203 46H205V47L207 48V47L210 46V45H209L210 40H211L210 37H211L212 39H214V41H216L215 38H218V36L216 37L217 34H216L215 31H217V30H216V29L214 30V28H215L214 26H217L218 24H221V23H219V22H220L222 19L219 18V17H217V14H218V13H221V11H222V13H221V17H222V18H223L222 14H224V15L227 14V15H228V13H229V12L231 13L232 11H233V13L236 12V13H234L235 16H237V12L239 13V12H241V10H243L245 13H248V14H249V13H251V14L253 13L252 15H254V16L256 17V20H259L258 22H259L260 24H264V23H262V21L264 22V19L262 20V17L264 18V0H238V1H237V0H223V1H227V2H228V3H227V6L231 8V11H229V12H227V10H229V9L225 6V5H226V2H224V5H223V4H218V2L222 3L223 1L221 2V1H218V0H211V2H213V3H211L210 0H197V2H198V1H202V2H198V3H197L196 0H195V1L193 0V1H192L193 4H194V3L197 4V7L200 8L201 11L204 9L202 12H200V9H198V8L196 7L195 4H194V5L191 4L190 1H189L190 3H187L188 0H186V1H185V0H181L183 3L186 2L189 6H191V7H188L187 5H185V6L188 7V9H193V7L195 6V7H194V10L199 11L201 14L203 13V14L201 15L199 12L196 11L197 14L199 13V14L197 15V14H195V11L191 10V11H193L192 13H191V11H190V13H189L188 15L185 14V16L187 15V16H186L187 19H186V17L184 16V19H186V20H184V21L182 20L183 18H181V17H183L184 13H177V14H176V12H175V11H177V12H181L182 10L185 12V10H188L186 7L184 8V6L181 5L182 2L180 3V0H177V1H178L177 3L180 4V5L183 6V7L179 8L180 5L178 6V4L176 3V4H174V5H176L175 7L179 8L180 11H179L177 8H175V9H177V10H175V11L173 10L174 12H171V14H172L173 16H174L175 14H176V15H180V16H174L173 20H172V16H171V18H169V17H170V13L168 12V10L171 11L172 9H174V5H173V3H171V2H174V3H175L176 0H174V1L171 0L170 3H169L168 0H167V1L164 0V3H163V0H161L163 5H159V6L157 5V4H159L158 0H156V1L153 0V2H155L154 4L152 3L153 5L150 4V3L152 2V0H143L144 2H142V0H141V1L138 0L139 2H137L136 0H120V1H119V0H116L117 2H115V1L113 2V0H110V1H112V2H110L109 0H106V2L104 1V3L102 2L103 0H93V1H92V0H90V1H89V0H86V1H84V0H77V2H76V0H57V1H56V0H53V1H51V0H48V1H47V0H39L38 2H40V3L36 2ZM42 1H43V3H42ZM74 1H75V2H74ZM108 1H109V2H108ZM118 1H119V2H118ZM125 1H127V2H125ZM159 1H160V0H159ZM161 1H160V3H161ZM204 1H205V2H204ZM206 1H207V2H206ZM208 1H209V2H208ZM217 1H218V2H217ZM9 2H10V3H9ZM12 2H13V3H14V2H15V3L17 2L18 4L16 3V6H15V4H13ZM20 2H23V3H20ZM28 2H29V3H28ZM30 2H33L32 4H33V5L35 4L36 6H35V5L33 6ZM56 2H57V3H56ZM80 2H83L84 4L81 3V4H82V5H81ZM94 2H96V4H94ZM97 2H98V3H97ZM99 2H100L102 5H101ZM129 2H130L132 5L136 3V4H135L136 6H137L138 3H139L140 8H139V6H137L139 9H138L137 7L135 8V5H134V7H133ZM140 2H141V3H140ZM167 2L169 3L170 6H171V5H173V6H171V7H172V9H171V7H170L169 5H167V6L170 7L171 10H170L168 7H166L167 9L164 8V11H165V12L167 11V12L169 13V14H167V15L169 16V17L167 16V17L169 18V20H168V18H166V19H167V22H168L169 24L166 23V24L164 25V26L168 29V33H165L166 28L163 27L162 23H163V21H165L166 19H161V18H165V17H166V13H165L164 11H161V8H163V7L166 5ZM214 2H215V3H214ZM231 2H232L233 4H232ZM235 2L239 5V6H237L238 8H237V7L234 8V7L237 5ZM8 3H9L10 5H8ZM19 3H20V5H25V7H27V6L29 7V5H30V6H31V7H29L30 10H29L28 8L25 10V7H24V6H20V7H21V8H20V7L18 6ZM24 3H25V4H24ZM27 3H28V5H27ZM45 3H46V4H45ZM47 3H48L49 5H48ZM66 3H67V4H66ZM72 3H74V4H72ZM106 3H107V5H106ZM109 3H110V5H111L112 3H114V6L117 5L116 8H115V7L113 8V6H112L113 4L110 6ZM124 3H125L126 5H125ZM127 3L130 4V5H128ZM186 3H185V4H186ZM203 3H206L207 5H206V4H203ZM248 3H249V4H248ZM11 4H13V7H15L16 14H15V10L13 11V8L11 7V6H12ZM43 4H44V5H43ZM51 4H53V5H51ZM68 4L70 5V7L68 6ZM79 4H80V7H79ZM104 4H105V5H104ZM141 4H142V5H144V4L147 5V8H146V9H145V7H146L145 5H144V7H143V8H144V12H142V11H143V8H141V7H142ZM201 4H202L203 6H201ZM209 4H210V5L213 4L215 7L211 5V6H212V8H211V6H210ZM228 4H230V6H229ZM2 5H4V6H2ZM63 5H64V6H63ZM66 5H67V6H66ZM75 5H76V7H75ZM90 5H91V6H90ZM103 5H104L105 7H103ZM108 5H109V8H107ZM120 5L123 6V7L121 8ZM156 5H157V6H156ZM204 5H206V6L204 7ZM208 5H209V6H208ZM219 5H220V6H219ZM234 5H235V6H234ZM6 6H8V7H6ZM17 6L19 7L18 9H21V10H19L20 13H19V11H18V9H17ZM65 6H66V7H65ZM94 6H95L96 8H95ZM100 6H102V7L100 8ZM150 6H153V7L150 9ZM160 6H161V8H160ZM200 6H201V7H200ZM218 6H219V7H218ZM224 6L227 8V10H226V8H225ZM4 7H5V8H4ZM9 7H10L11 9H9ZM22 7H23V8H22ZM34 7H35V8H34ZM40 7H41V9H40ZM43 7H44V8H43ZM45 7H46V8H45ZM62 7H63V8H62ZM73 7H74V9H72ZM85 7H86L87 9H86ZM117 7H118V8H117ZM119 7H120V11L118 10ZM127 7H128V8H127ZM129 7H130V8H129ZM132 7H133L134 9H136V10H134ZM202 7H203V9H202ZM207 7H208V9H209V7H210V9H209V12H208L209 14H208V16H206V18H207V17L209 18V16L211 15V19H208V21H207V22H208V24H207L208 26H207V27H208V29H210V28L212 29V28H213V30H214L213 33H214V35H215V38H213V36H210V33H211V32H210V33H208L210 37H208V35H207V37L205 36V37H206V39H205L204 35L207 34V33H205V32H206L205 30H208V29H206L207 27H205V30H204V28L200 29V24H201V27H202V26L204 27L203 23H204V24L207 23V22H205L207 19L204 17V16L207 14V11L204 12L205 9H206ZM232 7H233L234 9H236V11H235ZM1 8H2L3 10H2ZM36 8H37V10H35ZM57 8H58V9H57ZM70 8H71V9H70ZM97 8H99V9H97ZM103 8H105V9L107 8L108 10H107V9L105 10V9H103ZM112 8H113V9H112ZM126 8L129 9V10H127ZM159 8H160V13L158 12V10L156 11V9H159ZM195 8H196V9H195ZM214 8H215V11H216L214 14H215V16L217 17V20H218V18H219L220 20H218V21H219V22H218V21L215 19L218 23H217L216 21L214 22V20H213V24H212V21H211V20L215 18V17H214V14H213V16H212V12H213ZM217 8H218V9L220 8V11L218 10L219 12L217 11ZM221 8H222V10H221ZM239 8H241V9L238 10ZM5 9H6V10L9 9V10L4 11ZM22 9H24V10H22ZM31 9H32V10H35V11H32ZM53 9H50V7H49V10H52V11H53ZM56 9H57V10H56ZM60 9H61V10H60ZM64 9H65V10H64ZM80 9H81V11H80ZM82 9H83V10H82ZM90 9H91V10H90ZM93 9H94L96 12H94ZM110 9H112V10H115V9H116V10L113 11V12H112V10H111V12L113 13L112 15L110 14V13H111V12H110ZM121 9H122V10H121ZM123 9H125V11H124ZM130 9H132V10H131L132 12L130 13V15L132 14L131 16H132L133 18H131V16H128V17H127V16L125 15L126 17L123 16V17H124V20H123L121 14L123 15L124 12H125V13L128 15V12L130 11ZM149 9H150V10H149ZM152 9H154L155 11L153 12ZM208 9H206V10H208ZM10 10L13 12L12 17H11V15H10V16H6V18H5L4 15H6L7 13H8V15L12 13ZM28 10H29V12H31V13L33 12V13H32L33 16H35V15H37V14H40V15H37V16H39V17L36 16V18L34 19L33 16H30V15H32V14H30L29 12H28L29 15L26 16ZM39 10H40V11H39ZM62 10H63V12H62ZM66 10H67V11H66ZM74 10H75V11H74ZM86 10H87V11H86ZM99 10H100V11H99ZM104 10H105V11H104ZM117 10H118V12H116ZM133 10H134L135 12H133ZM137 10H138V11H137ZM139 10H141L140 12L144 13L143 15H142V13L140 14L141 16H143L142 18H140L141 16L138 14V13H140ZM146 10H147V11H146ZM148 10H149L150 12H149ZM211 10H212V11H211ZM223 10H224L226 13H225V12L223 13ZM237 10H238V11H237ZM8 11H9V12H8ZM52 11H51V12H52ZM71 11L74 12V16H73V12H71ZM76 11H77V12H76ZM88 11H90V13H89ZM91 11H93V13H94L95 15H94L93 13L91 14ZM108 11H109V12H108ZM123 11H124V12H123ZM126 11H127V12H126ZM136 11H137V12H136ZM151 11H152L154 14H153ZM183 11H182V12H183ZM188 11H189V10H188ZM2 12H4V13L2 14ZM5 12H6V13H5ZM10 12H11V13H10ZM24 12H25V13H24ZM35 12H36V13H35ZM39 12H40V13H39ZM60 12H61V13H60ZM66 12L69 13V14L67 15ZM70 12H71V13H70ZM80 12H81V13H80ZM87 12H88V13H87ZM102 12H104V14H103ZM114 12H115V13H114ZM122 12H123V13H122ZM147 12L149 13V14H147V15H149V16H146V15H145ZM155 12H156V13H155ZM157 12L160 14V16H161V14H163V13H164V14L162 15L161 18H158V19H157L156 17L159 16V14H158ZM162 12H163V13H162ZM21 13H23V14H21ZM59 13H60V14H59ZM79 13H80L81 15H77V16H76V14H79ZM84 13H85V14H84ZM97 13H98V14H97ZM116 13H117V14H116ZM136 13H137V14H136ZM173 13H174V14H173ZM185 13H187V12H185ZM17 14H19V15L21 14L22 16L20 15V18H19V16H18ZM64 14H66V15L63 17ZM71 14H72V16H71V18H70V15H71ZM86 14H87V15H86ZM88 14H89V15H88ZM90 14H91V15H90ZM100 14H101V15H100ZM115 14H116V15H115ZM118 14H119L120 16H119ZM135 14H136V16H137L136 19H135V17H134ZM150 14H151V16H153V17H150ZM155 14H156V15H155ZM181 14H182V15H181ZM204 14H205V15H204ZM234 14L231 13L233 19L236 18V17L234 18ZM260 14H261V15H260ZM1 15H2V16H1ZM14 15H15L16 17H15ZM43 15H44V13H43ZM59 15H61V16H59ZM83 15H84V16L86 15L87 17L85 18ZM98 15L101 16V19H100V17H99ZM102 15H103V16H102ZM108 15H109V16H108ZM138 15H139V17H138ZM144 15H145V16H144ZM157 15H158V16H157ZM203 15H204V16H203ZM252 15H251V16H252ZM75 16H76V18H77V17H78V18L75 19V18H74ZM82 16H83V17H82ZM93 16L95 17V19H99L100 21H99V20H94V17H93ZM106 16H107L108 21H107V19H106ZM117 16H118L119 18H118ZM160 16H159V17H160ZM163 16H165V17H163ZM218 16H220V14H218ZM1 17H2V18H1ZM9 17H10V18H9ZM23 17H26V18L24 19ZM31 17H32V19H31ZM81 17H82V19H81ZM97 17H98V18H97ZM104 17H105V19H104ZM111 17H112V19H111ZM116 17H117V18H116ZM129 17L131 18V22H132V24H133V21H135L134 24H133L134 26H132V25H131V22L128 21V20H129V19H128ZM145 17H146L147 19L150 17V18L148 19L147 22L144 21V20L146 19ZM154 17H155L156 20H158V22H159V23H157V21H156V23H157V27H154V23H155V22H154V21L152 22V19L155 20ZM175 17H176V18H175ZM178 17H179V18H178ZM197 17L199 18V20L196 19ZM203 17H204L205 19H202ZM212 17H213V18H212ZM225 17H226V16H224V18H225ZM14 18H15V19H14ZM41 18H42V19H41ZM53 18H56V17H54V16L50 17V19H53ZM83 18H85V19H83ZM87 18H91L92 20H91V19L89 20V19H87ZM109 18H110V21H109ZM125 18L127 19L128 23H130V24H129L130 26H127L128 23L126 24V23L124 22V21L126 20ZM191 18H192V17H191ZM33 19H34V20H33ZM50 19H49V20H50ZM65 19H67L69 22L71 21L72 23H70V24H73V23L75 22V23L73 24V26L75 25L74 27L70 25L71 28L73 27L72 31H71V28L69 27L68 21H65ZM69 19H71V20H69ZM73 19H74V20H73ZM79 19H80V20H79ZM115 19H118V20L121 19V20H120L119 23H118V20H115ZM133 19H135V20H133ZM137 19H138V20H137ZM170 19H171L172 21H170ZM174 19H176V21H174ZM19 20H20V21H19ZM21 20H22V21H21ZM77 20H78V21H77ZM83 20H85V21L88 22V23L90 22V23L88 24V23L85 22V23L83 24ZM88 20H89V21H88ZM140 20H141V21L143 20V21L141 22ZM149 20H150V21H149ZM196 20L199 21V22H198L199 24L196 23ZM204 20H205V21H204ZM223 20H224V19H223ZM11 21H12V23H11ZM76 21H77V22H76ZM80 21H81V22H80ZM94 21H95V22L97 21V23H94ZM98 21H99V23L102 22V23H100V25H99L100 29H99V27H96V25L98 26V24H99ZM106 21L108 22V24H110V30L107 29V27L109 28V26L107 25V22H106ZM115 21H116V22H115ZM127 21H126V22H127ZM139 21H140V22H139ZM169 21H170V22H169ZM188 21H189V22H188ZM201 21H204V22L201 23ZM226 21H227V20H226ZM13 22H14V23H13ZM26 22H28V21H26ZM66 22H67V23H66ZM103 22H104V23H103ZM111 22H112V23H111ZM120 22H123V23L121 24ZM165 22H166V21H165ZM165 22H164V23H165ZM177 22H178V21H177ZM187 22H188V23H187ZM210 22H211L212 25H210ZM2 23H3V24H2ZM59 23H60V24H59ZM61 23H63V24H61ZM81 23H82V24H81ZM138 23H139L140 25L142 24L143 26L141 25L142 27H141V26L138 27V26H139ZM143 23H145V24L149 23V25L147 24V25H148V26H147L148 28L145 27V28H146V29H145V28H144L145 25H144ZM164 23H163V24H164ZM185 23H183V24H185ZM214 23H217V25H215ZM222 23H223V22H222ZM67 24H68V25H67ZM78 24H80V26L82 25L81 27H84V29L81 28V30H78V27H80V26H78ZM87 24H88V26H89L88 28H87ZM104 24H105V26L103 27ZM113 24H115V25L117 24V25H116L115 27H112ZM135 24H136V26H135ZM150 24H151V25H150ZM160 24H161V25H160ZM173 24H172V25H173ZM195 24H198V26H197V25L195 26ZM225 24H226V23H225ZM225 24H224V26H221L220 28L224 27V28L227 29V27H225V26H226ZM6 25H7L9 28H10L11 25H13V27H11V29H13V30H11L10 33H9V28H8ZM9 25H10V26H9ZM65 25H66V26H65ZM85 25H86V27H85ZM94 25H95V27H94ZM118 25H120V26H118ZM124 25H126V28L123 27ZM158 25H159V26H158ZM179 25L181 26V28L179 29V31H181L180 33H178V28L180 27ZM209 25H210L211 27H209ZM221 25H222V24H221ZM5 26H6V27H5ZM59 26H60V27H59ZM62 26H63V27H62ZM90 26H92V27H90ZM113 26H114V25H113ZM151 26H152V28H151ZM155 26H156V24H155ZM175 26H177V28H176ZM212 26H213V27H212ZM227 26H228V25H227ZM15 27H16L17 29H16ZM64 27H65V30H64ZM67 27H68V28H67ZM93 27H94V30L92 29ZM105 27H106V28H105ZM128 27H130V28H128ZM135 27L137 28V29H136L137 32H136V30H135ZM160 27H161V29H162V31H161V30H160V31H161V33L163 32V34H162L163 36L161 35V33H157V30H158V28L160 29ZM182 27H183V28H182ZM196 27H199V28H197V29L199 30V32L196 31V29H195ZM218 27H219V26H218ZM86 28H87V29H86ZM102 28H103L104 30H102ZM113 28H114V29H113ZM119 28H120V29H119ZM122 28H124V29L122 30ZM127 28H128V30H127ZM132 28H133V30H135V31H133ZM140 28H141L142 30H141ZM149 28H150V29H149ZM163 28H165V29H163ZM184 28H185V29H184ZM216 28H217V27H216ZM224 28L222 29L223 31H224ZM7 29H8V31H7ZM59 29H60L61 31H60ZM75 29H77L78 31H82V30H84V32H83V31H82V32H76L77 30H75ZM79 29H80V28H79ZM88 29H89V31H88ZM125 29L127 30V34H125V35H127V36H128V34L130 33V30H131V32H133V33H134V32L138 33V29H139V30H140L139 33L141 34L142 37H141V36L137 37L136 34H134V36L137 37V38L135 39L136 41H135V42H131V41L129 42L128 40H130V39H134V38H132L133 35L131 36V33L129 34V37L131 36L130 39H128V37H126V36L124 37V31L126 32ZM152 29H153V31H155V32H153ZM154 29H155V30H154ZM156 29H157V30H156ZM217 29H218V28H217ZM62 30H64L65 32L62 31ZM73 30H74V31H73ZM86 30H87V31H86ZM98 30H100V33H99ZM106 30H108V32H111L112 34L107 33ZM112 30H113V31H112ZM118 30H121V31L118 32ZM164 30H165V31H164ZM183 30H185V31H184L185 34H183V33H184ZM190 30H189V31H190ZM200 30H202V31H200ZM12 31H13L14 33H16L15 36L12 34V33H13ZM66 31H67V32H66ZM69 31H70V34H72V35L67 34ZM91 31H92L93 33H91ZM105 31H106V33H104ZM114 31H117L116 33H118V35H117L116 33L114 34V33H113ZM122 31H123V32H122ZM128 31H129V32H128ZM141 31H144V32H141ZM187 31H188V28H187ZM203 31H204V32H203ZM208 31H209V30H208ZM211 31H212V30H211ZM59 32H58L57 34H60ZM72 32H74L75 36H74V34H73ZM89 32H90V33H89ZM94 32H95V34H94ZM158 32H159V30H158ZM197 32H198V33L202 32V34H201V33H200V34H197ZM217 32H218V31H217ZM224 32L226 33V31H224ZM6 33H7V34H6ZM24 33H27V32H24ZM29 33H30V32H28V33H27L28 35L26 34L25 36H26V37H29ZM79 33H80V34H79ZM83 33H84V34H83ZM85 33H88V34L85 35ZM121 33H122V35H121ZM139 33H138V34H139ZM170 33H169V34H170ZM172 33H171V34H172ZM187 33H188V35H187ZM203 33H204V34H203ZM219 33H223V32L220 31ZM9 34H10V35H9ZM62 34H63V35H62ZM105 34H106V35H105ZM156 34H157V36H156ZM164 34H165V35H164ZM226 34H227V33H226ZM226 34H225V35H226ZM31 35H33V34H31ZM31 35H30V36H31ZM65 35H66V36H65ZM92 35H94V37H93ZM95 35H96V36H95ZM98 35H99V36H98ZM101 35H103V36H102L103 39L100 37ZM108 35H109V36H108ZM110 35H111V36H110ZM116 35H117V36H116ZM120 35H121V36H120ZM158 35H159V36H158ZM173 35H171L173 38H169V37H168V38H169V39H174V36H173ZM198 35H201L202 38H203V40L205 39V40L208 41V40L210 39V40L208 41L209 43H207V41H206V43H207V44H206V43H204L203 40L201 41V38L198 39ZM218 35H219V34H218ZM225 35H223V36L225 37ZM5 36H7V37H5ZM57 36H58V35H57ZM63 36H64L65 38H67V36H68L67 39H68L69 42L66 41L67 39L62 40V39L64 38ZM71 36H72L73 38H72ZM83 36H84V37H83ZM87 36H88V37H87ZM104 36H107V39H106V37H104ZM115 36H116V39H115L116 42H114L115 40H113V39L115 38ZM155 36H156V37H155ZM171 36H170V37H171ZM223 36H222V37H223ZM16 37H18V38H16ZM69 37L71 38V41H70V38H69ZM74 37H75V38H74ZM86 37H87V38H86ZM110 37H111V38H110ZM112 37H114V38H112ZM118 37H119L120 39H119ZM123 37H124L125 39H124ZM154 37H155L156 39H155ZM160 37H161V38H160ZM199 37H200V36H199ZM219 37H220V39L218 38V40H219V42H221V41H220V40L222 39V38H221V34H220ZM224 37H223V38H224ZM1 38H2V39H1ZM13 38L17 39L18 41L15 40V39H13ZM78 38H79V39H78ZM80 38H81V39H80ZM89 38L91 39V41H90ZM95 38H96V39H95ZM122 38H123V40H122ZM152 38H153V39H152ZM12 39H13V40H12ZM76 39H77V40H76ZM85 39H86L87 41H85ZM93 39H94L96 42H95ZM98 39H100V40H102V41H100V40L98 41ZM105 39H106V40H105ZM117 39H118V40H117ZM126 39H127V40H126ZM140 39H139V40H140ZM164 39H163V40H164ZM181 39H182V40H181ZM225 39H226V37H225ZM6 40H7V41H6ZM11 40L14 41V43H15V41H16V43H17L18 45H12L13 42H12ZM72 40H73V41H72ZM83 40H84L85 42H83ZM107 40H108V41H107ZM110 40H113V42H111ZM121 40H122V41H121ZM125 40H126V41H125ZM187 40H188V39H187ZM223 40H224V39H223ZM2 41H3V42H2ZM8 41H9L10 43H8ZM61 41H62V42H61ZM63 41H64V42H63ZM74 41H75V42H78V44L75 43ZM81 41H82V43H81ZM88 41H89V42H88ZM118 41H119V42H118ZM132 41H133V40H132ZM212 41H213V40H211V43H210V44H212V43L215 44V43L212 42ZM224 41H225V40H224ZM224 41H222V43L225 45L226 41H225V43H224ZM4 42H5V43H4ZM11 42H12V44H11ZM65 42H66V44H65ZM79 42H80V44H79ZM86 42H87V43H90V44H87ZM97 42H98V43H97ZM99 42H100L101 44H100ZM102 42H103V43H102ZM143 42H144V40H143ZM143 42H142V43H143ZM176 42H177V41H176ZM62 43H63V44H62ZM67 43L69 44V46H68ZM73 43H75V44H73ZM113 43H114V44H113ZM123 43H122V44H123ZM137 43H136V44H137ZM140 43H141V40H140L139 44H140ZM153 43H155V42L153 41ZM177 43H178V42H177ZM222 43H221V45H223ZM5 44H6V45H5ZM59 44H60V46H59ZM61 44H62V45H61ZM76 44H77V45H76ZM81 44L83 45V47H82ZM93 44H94V45H93ZM102 44H103V45H102ZM122 44H121V45H122ZM125 44H123V45H125ZM131 44H130V45H131ZM191 44H192V45H191ZM200 44H201V43H199V45H200ZM205 44H206L207 46H206ZM66 45H67V47H65ZM70 45H71L72 48L74 47L73 50H72V48L70 47ZM74 45H75V46H74ZM89 45H91L93 48L95 47V49L92 50L93 48H91ZM105 45H104V46H105ZM117 45H120V44H117ZM197 45H198V44H197ZM197 45H195V46H197ZM199 45H198V46H199ZM217 45H219V43H218ZM221 45H220V46H221ZM14 46H16L17 49H16V47H14ZM18 46H19V47H18ZM79 46H80V47H79ZM109 46H110V45H109ZM200 46H201V45H200ZM211 46H213V48H214V45H211ZM211 46H210V48H209L210 50H211ZM12 47H13L14 49H13ZM60 47H61V48H60ZM62 47H63V48H62ZM87 47H88V48H87ZM218 47H219V46H218ZM19 48H21V49H19ZM68 48H69V49H68ZM76 48H77L78 50H79V48H80V50L78 51V50H76ZM82 48H83V49H82ZM66 49H67L69 52H68ZM70 49H71L72 51H70ZM81 49H82V50H81ZM96 49H97L98 51H96ZM3 50H4V49H3ZM14 50H16V51L14 52ZM74 50H75V51H74ZM88 50H89V52H88L89 55H86ZM91 50H92V52H90ZM101 50H102V51H101ZM185 50H186V49H181V50H179V51H180V52H187V51H185ZM187 50H189V51H193V52H194V51L197 52V50H194V49H192V50H191V49H187ZM210 50L207 49V51L205 52V54H206V53H209ZM213 50H214V49H213ZM7 51H8V50H7ZM65 51H66V52H65ZM77 51H78V52H77ZM83 51L86 52V53H84ZM189 51H188V53H190ZM80 52H81V53H80ZM94 52H95L96 54H94ZM126 52H127V51H126ZM198 52H202V51H198ZM203 52H204V51H203ZM203 52H202V53H203ZM214 52L217 53L216 51H214ZM0 53H1V55H0V58H1V57H2V53H3L2 50H1ZM13 53H14V55H13ZM65 53H66V54H65ZM70 53H71V54H70ZM73 53H74V54H73ZM90 53H92V56H91ZM174 53H178V50H177V51L174 50ZM3 54H4V55H5V54H6V55H7V54L9 55V53H7V52H5V51H4ZM22 54L24 55V57H23ZM59 54H60L61 57H63V59H62L61 57H60V59H59ZM62 54H63V55H67V58H65L66 56L64 57ZM68 54L71 55V56L68 57V56H69ZM75 54H76V55H75ZM78 54H79V55H78ZM26 55H28V54L26 53ZM73 55H75V56H73ZM83 55H84V56H83ZM12 56H13V57H12ZM18 56H20V57H19L20 59L18 58ZM27 57H29V56H27ZM200 57H201V58H200ZM29 58H31V56H30ZM199 58H200V60H201V59L203 60V57L200 56V55H199ZM9 59H8V60H9ZM17 59L12 60V61H14L13 65L15 64V66L18 67V70H19V67H20V70H21V69H22V68H21V64H20V66L18 65V63H20V61L18 62ZM61 59H62V60H61ZM11 60H10L11 63L8 62L9 66L11 65V67H9L10 69H9L8 74L11 73V74H13V75H15V76H14L13 79H12V78H10V76H11V75H10V76H9V78H10L9 81H10L11 79H12V80H14V79L19 80V77H21V75H22V76L25 75L24 78H26V75H28V77H29V74H25V72H26L25 70H24V72L22 71L23 74H21V75H20L21 72H19V71H16V72H15L14 70H17V69H16V67H15V69L12 68V61H11ZM57 60H58V62L61 63V64L56 63ZM4 61H6V60H4ZM15 61H17V62L15 63ZM55 61H56V62H55ZM1 62H3V61H1ZM51 62H52V63H51ZM64 62H65V63H64ZM203 62H204V60L202 61V63H203ZM21 63H23V62H21ZM62 63H63V64H62ZM49 64H54V65H49ZM64 64H65V65H64ZM66 64H67V65H66ZM17 65H18V66H17ZM204 65H205V63H204ZM1 66H2V63H1ZM46 66H47V68H49L48 70H47L46 68H44V67H46ZM52 66H53V68H52ZM59 66H61V67L63 66V68H61V67L59 68ZM43 68H44V69H43ZM51 68H52V70H51ZM66 68H67V69H66ZM13 69H14V70H13ZM77 69H78L79 71H78ZM80 69H81V70H80ZM83 69H84V71H85V70H86V67H85V68L83 67ZM74 70H75V73L72 74V75H74L72 78H76V77H78V74H79V73H80V74L82 73L81 76H84V75H85V77H86V75H87V76H90V74H92V73H93V74L96 73V75H97V72H93V71L90 70V69L88 70V68H87V72L85 71L86 73H85L84 75H83L84 72L82 71V67L76 68V69H74ZM74 70H73V71H74ZM32 71H33V70H32ZM47 71H49V72H47ZM51 71H52V72H51ZM64 71H65V72H64ZM77 71H78V72H77ZM94 71H95V70H94ZM12 72H14V73H12ZM17 72L19 73V77H18V74H17V76H16V73H17ZM44 72H45L46 74H45ZM61 72H62V75H61ZM66 72H67V73H66ZM89 72H90V74H89ZM91 72H92V73H91ZM29 73H30V72H29ZM43 73H44V74H43ZM63 73H64L65 75H64ZM76 73H78V74H76ZM42 74H43V75H42ZM75 74H76V76H75ZM80 74H79V76H80ZM59 75H57V76H59ZM67 75H68V77H67ZM81 76H80V77H81ZM7 77H8V76H7ZM17 77H18V78H17ZM28 77H27V78H28ZM22 78H23V77H22ZM60 78H61V77H60ZM88 78H89V77H88ZM66 79L63 78V80H66ZM13 82L15 83V80H14ZM9 83L11 84V81H10ZM14 83H13V84H14ZM86 83L88 84V86H89V84H91L90 82H84V84H86ZM0 84H1V83H0ZM76 84H77V85H76ZM76 84H73L75 87L71 84V86L74 87V88L72 87V90H73V91H74V89L76 90V89L79 88L80 92H82V89H83V88H86V89L83 90V92H84L85 90H90L91 88H93L95 92L100 93V91L97 90L98 88L95 87V88H96V89H95V88L92 86L93 83H92L89 87L86 86V85H85V87H83L84 85H79L78 82H76ZM15 85L17 86L18 84H15ZM15 85L12 86V87H15ZM29 85H30V84H28V85L26 84V86H25L24 88L26 89V87H27V89H26L25 91H23V93H22V91H21L19 94H22V95L25 94V96H27L28 93L30 94V95H28V97L30 96L31 99L28 98V97H26V98H27V99H30L29 102H30V101H31V102H30L29 107H31L32 104H33V102H35V103L33 104V106H35V105H37V102H38V104H39V103L41 102V100H40V99L38 100L39 97L37 98V96L39 95V92H40V91H39V88H37L38 86L35 85V84H34L35 86H33V84L30 85V87L32 86V87L34 88L33 90H34L35 92L33 93V90L29 87ZM20 86H21V85H20ZM23 86H24V85L22 84V89H24ZM36 86H37V87H36ZM76 86H77L78 88H77ZM79 86H81V89H80ZM0 87H1V85H0ZM2 87H3V85H2ZM12 87H11V88H12ZM97 87H98V86H97ZM3 88H4V87H3ZM3 88H0V89L2 90ZM16 88H18V86H17ZM16 88H12V89H15V90H16ZM19 88H20V89H18V92L21 90V87H19ZM28 88H30L32 91H31L30 89H28ZM36 89H38V91H37ZM57 89L59 90L60 87H59V88L57 87ZM63 89H64V88H63ZM70 89H71V88H69V90H70ZM168 89H169V88H168ZM40 90H42V89H40ZM61 90H62V87H61ZM66 90H68V88H66L64 91H66ZM79 90H76V93H77ZM16 91H17V90H16ZM27 91H31V92L34 94V97H31V96H33V95L31 94V92H27ZM64 91H63V92H64ZM25 92H26V93H25ZM63 92H62V93H63ZM37 93H38V94H37ZM57 93L59 94V91H57ZM168 93H169V91H168ZM36 94H37V95H36ZM58 94H57V95H58ZM35 95H36V98H35ZM23 96H24V95H23ZM32 98H33V99H32ZM57 98H59V95H58ZM60 98H61V97H60ZM60 98L57 99V102H60ZM35 99H36V100H35ZM32 101H33V102H32ZM39 101H40V102H39ZM54 101H55V100H53L52 103H53ZM77 101H78L77 106H73V105L76 104L75 101H74V103H71L72 101L69 102V103H66L68 109H69V108H71V109L73 108L72 111H74L75 107L78 108V107H83V106H85V107H84V110L82 111V113H83L85 110L87 111L88 109H89L88 112L94 110V108H92V106H91L90 104H87V106H86V103H84V102L82 103V102H80L78 99H77ZM77 101H76V102H77ZM27 102H28V100L26 101L25 104L21 102V104H22L21 106L24 105V108H21V110H22V109H23V110L25 109L26 111H28L27 108H25V106L28 107ZM164 102H165V101H164ZM164 102H162V103L160 102V105H161V106H160V105H158V106H160L161 108L158 107V109H162V108H164V109H165V112H166V111L168 110L166 107L168 106V108H169L170 106H169V104H168L167 102H165L166 104H164ZM41 103H42V102H41ZM41 103H40V104H41ZM81 103H82V105H79V104H81ZM18 104H19V103H18ZM18 104H17V107L20 105V104H19V105H18ZM40 104H39V105H40ZM63 104H64V103L60 102V104L57 105V103H56V105H55V102H54V104H53L52 106L50 105L51 107H55V106H56L55 110H57L58 108H60V109L57 110L58 113H59V114L57 113L58 115H60V114L63 115V114H64V116L60 115V117L57 118V119H58L57 121H59V119H60V122L57 123L58 126H59V129H60V130H58V132H57V138L59 139V140L57 139V142L59 143V144L57 143V147H60V146L62 145V147H61L62 149H61V150L57 149V151L60 152V153L57 152V157H58L57 159H58L59 161H61V164H62L63 166L66 165L65 168H67V165H68V166H69L68 169L71 168V165L73 164V162H76L77 165L74 163V165H72V168H74V167H76V166H78V165L81 166L80 168H78L79 166L76 168V169H79V170H80L81 168L83 169L84 166H85V168H86L87 165H88V167H90L89 164H91V161L94 162V159H95V158H93V157H94V156L97 157V156H96V153H95L94 151H91V150H89V149H87V148H79V149H78V148H74L73 151H71V150L68 151V152H71V153H68V152H65V153L63 152V153H62V150H64V149L66 148V147H65L66 144H67V145L70 144L68 147H70V146H71L72 144H74V143H76V144L78 143V144H81V145H87L89 142H91V140H92V141L94 140V138H92V137H90L91 139L89 140V138H88V133H86V132L84 131V128H85V127H84V124L87 122V121H84V120L86 119V120H88V121H91V118H92V117H91L90 115H89V116H86V115H88L89 113H86V112H85L86 115H85V119L83 120L84 117H82V114L79 115V113H77L78 116H80V118H81V119H78V117H77V115H76V113H75L76 119H78L79 122H80V124H79L80 127H79V128H82L83 130L80 129V131L77 132V137H76V136H73V135L76 134V132H74V131L77 130V129L74 130V127H73V126H75L74 124H75L76 122H78V120H75V123H74V124H73V122L71 123L72 120L74 121V119H73L74 116L70 117V116L67 115V113L69 114L71 110L69 109L68 112H66L65 110H66L67 107H66L65 104H64V105H63ZM71 104H72V105H71ZM84 104H85V105H84ZM163 104H164L165 106H166V105H167V106L165 107ZM39 105H37V106H39ZM60 105H61V106H60ZM69 105H70V106H73V107H70ZM162 105H163L164 107H162ZM33 106H32V108H28V109H29V110H32V109L35 110L37 106H35V108H34ZM57 106H58V107H57ZM64 106H65V107H64ZM88 106H89V107H88ZM61 107H62L63 109H61ZM87 107H88V108H87ZM90 107H91V108H90ZM94 107H95V106H94ZM19 108H20V107H19ZM64 108H65V109H64ZM92 109H93V110H92ZM158 109H157V110H158ZM166 109H167V110H166ZM59 110H60V111H59ZM62 110H63V113H62ZM72 111H71V112H72ZM60 112H61V113H60ZM159 112H160V110H159ZM162 112H163V111H161V114H162ZM169 112H170V111H169ZM169 112H168V113H169ZM178 112H179V111H178ZM65 113H66V115H65ZM90 113H91V112H90ZM171 113H172V116H171V117L174 116L175 119L177 118V119H176L177 122L175 123V121H174V123H175V124H177V123L179 124L180 118H179V120H178V116H179V117L183 116V112L181 113V111H180V112H179L180 115H179V113H177L178 116L173 115V112H171ZM171 113H169V114H171ZM163 114H165L166 117L169 115V114L166 115V113H163ZM174 114H175V113H174ZM181 114H182V115H181ZM58 115H57V116H58ZM33 116H34V115H32V117H33ZM83 116H84V114H83ZM184 116H185V115H184ZM87 117H88V118L91 117V118H89L90 120H89ZM66 118H68L69 123H70L71 125L73 124V126H71V125L68 124ZM71 118H72V120H71ZM167 118H170V115H169V117H167ZM174 118H170V119L172 120V119H174ZM182 118H183V117H182ZM182 118H181V119H182ZM170 119H169V120H170ZM175 119H174V120H175ZM63 120H64V121H63ZM65 120H66L67 123L65 122ZM81 120H82V121H81ZM171 120H170V121H171ZM61 121H63V124H62L63 127L60 125V124H61ZM160 121H161V120H160ZM167 121H168V119H167ZM172 121H173V120H172ZM65 123H66V125H65ZM83 123H84V124H83ZM81 124H82V125H81ZM85 125L87 126V124H85ZM58 126H57V129H58ZM66 126H68V127H66ZM81 126H82V127H81ZM27 127H28V126H27ZM69 127H70V128H69ZM71 127H72V130H74V131L71 130ZM61 128H62V129L65 128V129L62 130V131H64L63 133H62V132H59V131H61ZM27 129H30V130H29L30 132L27 131ZM69 129H70V130H69ZM23 130H25V129H23ZM32 130L34 131V128H33V127H32V128H31V127L26 128V130H25V131H26V134H25V135L28 136V132H29V135L31 136V134L33 133ZM35 130H36V129H35ZM81 130H82V131H81ZM65 131H66V132H65ZM67 131H69V132H67ZM77 131H78V130H77ZM86 131H87V130H86ZM21 132H22V130H21ZM37 132H38V131H36V132L34 131V133H33L32 135H37ZM70 132H72V133L70 134ZM84 132H85V133H84ZM24 133H25V132L23 131V134H24ZM64 133H65V134H64ZM73 133H75V134H73ZM80 133H81L82 135H78V134H80ZM209 133H210V132H207V133H203V134H201V135H202V136L204 135L205 137H207V135H209ZM212 133H214V132H212ZM212 133H210V135L208 136V138L210 137V138L212 139V138L214 137V138H213L214 140H220V139H221V138H220V137L222 136L221 134H220V136H219V133H216V132H215V133H214L215 135H213V136L211 137ZM58 134H59V135L61 134V135L59 136ZM63 134H64L65 138H63ZM67 134H68L69 137L67 136ZM71 135H72V136H71ZM83 135H86V136H83ZM89 135H90V132H89ZM216 135H217V136H216ZM81 136H82V137H81ZM129 136H130V135H129ZM204 136H203V138H204ZM66 137H67V139H66ZM78 137H80V138H78ZM69 138H70V139H69ZM73 138H74V139H73ZM127 138H128V136H127ZM63 139H64L65 141H64ZM72 139H73L74 141H73ZM76 139H78V141H75ZM80 139H81V141H79ZM84 139H85V140H84ZM86 139H87V140H86ZM205 139H206V138H205ZM69 140H70V142H71L72 144H71V143H68ZM88 140H89V141H88ZM107 140H108V139H107ZM62 141H63V144H62ZM83 141H84V142H83ZM87 141H88V142H87ZM179 141H180V140H179ZM66 142H67V143H66ZM85 142H86V143H85ZM182 142H183V141H182ZM182 142H181V143H178V142H177V143L175 144V145H178V144H179L178 146H176V147H177V150L174 149L175 147L173 146V147H174V148H173V151H178V150H179L178 152H176L177 155H176V153H174V154L176 155V157H175V155H172V152H173V151H172V148L170 147V146H172V145L174 144V143H173L172 145H170V146L167 145L166 147H165V145H164V147L166 148V150H167V148L169 149V147H170L171 150H169V151L167 150L166 155H167V154H171L172 157L169 156V155H167V156H169V158H168V157L165 155L164 152H166V150H164V149H163V145H161V147L159 148L160 151H159L158 148H157V149L155 148V149H156L155 151H156L157 153H158V152H159V153L162 152V154L164 153V155H162V157H161V155H160L161 153H160V154L158 153V154L160 155V156H159V155H158L157 153H155V151H154V153H152V154H154L153 157L151 156L150 158L148 157L149 159H148V158H147L146 160L144 159V160L146 161V166L144 165V167L146 168V170H147V168H148V169L151 168V170H152L153 168H157V169H159L160 174H155V173H157V171H158L157 169H156L155 172L152 170L151 175H150V173H149V174L147 173L145 177H147V175H148V176L150 175V176L148 177V178H150V177H151L152 175H154V174H155L156 177L153 176V177H151L152 179L150 178V179L148 180L149 182L147 181V183H150V185L145 184L147 187H146L145 185H142V187H146V188L148 189V188H149L148 186H153L155 189H157L156 191H158V194L155 193L156 196L158 195V197L160 196V198H161V195H160V194H163V193H167L166 196H167V195L169 196L173 191H176L175 194H177V197L174 195V196L176 197V200H174L175 197H174L173 195H170V196H171V198H170V196H169V197H165V195L163 194V195H162L163 197H162L161 199L155 197V195H154V198H155V199H153V204H154V205H155V203H154L155 201H154V200H156V199H159V200H160L159 202H163V203H164V201H165V203H166V200H167V201H170V202H169V203H171L170 208L172 207V201H171L172 198H173V204H175V203H176V204H180L181 200H182V201L184 200L182 203H183L185 206L187 205V203H188V206H189V203H190V201H191L190 199H192V201H193V196H189V195H188V196H189V199L186 198V195H187V194H191V186H190L191 181H189L188 179H186V178H188L187 176H188V174H189V173H188V171H189V170H188V169H189V168H188V167H189L188 165H189V164H188L186 161H184V164L187 163L186 165L183 164V165L185 166V167H184V166L181 164V162H180V163L177 162V161L175 160V158H176L178 161H180L178 158H180V157H182V158L184 157V158H185V157H186V155H184V154H187V153L184 152V151H182V153H181V152H180V149H181V150H184V149L188 150V149H192V148H193V149L195 150L196 148H195L194 145H193V146H194V147H193L192 145H189V146H188L187 144H186V145L183 144V145H182L183 147H182V146H181ZM64 143H65V144H64ZM84 143H85V144H84ZM194 144H195V143H194ZM58 145H59V146H58ZM95 146H96V145H95ZM180 146H181L182 148H184V149H182ZM68 147H67V148H68ZM179 147H180V148H179ZM185 147H186V148H185ZM67 148H66V149H67ZM70 148L73 149L72 147H70ZM161 148L163 149V151L161 150ZM68 149H69V148H68ZM193 149H192L193 152L190 150L192 153H191L190 151H187V152L189 153L188 156H192V155H193V157L195 156V154H193V153H195L196 151H198V148H197L195 151H194ZM141 150H142L143 153H144L145 150L142 149V148H141ZM141 150H140V148H138L136 151H140V152H138V153H141ZM209 151H210V150H209ZM77 152H79V153H77ZM170 152H171V153H170ZM199 152H200V155H201V152H202V155H203V154H208V153H209V152H207V151H202V149H201V150L199 149ZM205 152H206V153H205ZM211 152H212V149H211ZM211 152H210V153H211ZM66 153H68L67 156H66ZM72 153H73V154H72ZM86 153H87V154H92V156L89 155L90 157H88V155H87ZM119 153H120L122 156H119L118 153H115V154L112 156L113 159H120V158H122V160H125V159H126L125 161L118 160V161H119L118 164H119V163L121 164V163H123V162H124V164H125V162H128L127 164H128L129 166H128V165H127V166L129 167V168H128V171L130 172V174H131V171H132L133 173H135L134 171H136V169H137L138 171H140V170L142 169V166H143V165L141 166V164H145V162L143 161V159L140 158L141 160H140V159H139V160H140L141 162H143V163L140 162L141 164L137 166V164L139 163V162H138V163L136 164V161H139V160H138V158H139L138 155H134V154L132 155V153H131V155H130L129 152H128V153H127V152H119ZM148 153H149V152H148ZM148 153H147V154H148ZM190 153H191V154H190ZM212 153H213V152H212ZM212 153H211V155H209V154H208V155H209L210 157L213 158ZM59 154H60V155H59ZM74 154H75V155L78 154V155L75 156ZM79 154H80V155H79ZM82 154H83L84 156H83ZM124 154H129V155H124ZM179 154H180L181 156H180ZM182 154H183V156H182ZM213 154H215V153H213ZM58 155L61 156L60 159H59V156H58ZM62 155H64V156H62ZM71 155H72L73 158L71 157ZM81 155H82L83 157H79V158H80V160H79L78 156H81ZM85 155H87V156H85ZM93 155H94V156H93ZM155 155H156V157H157L158 159L155 157ZM178 155H179V157H177ZM196 155H199V154L197 153ZM69 156H70V157H69ZM136 156H138V158H137ZM164 156H165V157H164ZM62 157H63V159H62ZM66 157H67V158L69 157V160H68ZM85 157H86V159H87V161H88V164L86 163L87 161H85V160H86ZM87 157H88V158H87ZM125 157H126V158H125ZM133 157H134V158H133ZM159 157H160L161 159L164 158V159H162L163 162H164V160H168V161H166L167 163H164V166H165V167L162 166V167H164L163 169H160V167H159L160 165H163V164H159V163H163L162 160L160 161V158H159ZM200 157H201V156H199V159H200ZM74 158H76V161H73ZM82 158H83V159H82ZM91 158H93V159L90 160ZM136 158H137V160L134 162V160H135ZM167 158H168V159H167ZM64 159H65V161H64ZM88 159H89V160H88ZM130 159H131V160H130ZM132 159H133V161H132ZM151 159L154 160L153 162H154V164L156 163L157 167H156V165H153V162L150 163V162L152 161ZM170 159H172L173 161L175 160V162H171L172 160L170 161ZM180 159H181V158H180ZM213 159H214V158H213ZM213 159H212V160H213ZM62 160H63V161H62ZM66 160H68V162H69L71 165H69V163H66V162H67ZM82 160H83V161H82ZM128 160H129V161H132V162H134V163H132V162L130 163ZM149 160H151V161H149ZM212 160H211V161H212ZM214 160H215V159H214ZM59 161H57L58 164L60 163ZM71 161H73V162H71ZM77 161H79V163H78ZM80 161H81L82 163L84 162L83 165H82V164L80 165V163H81ZM95 161H97V160H95ZM148 161H149V162H148ZM159 161H160V162H159ZM169 161H170V164H171L172 166H174V164H175V166L178 164V165L176 166L178 169L175 168V166L173 167L174 169H173V168H170L171 171H170L169 168H168L169 170L166 169V168H167L166 166L169 167V165H170V164L168 163ZM63 162H64V163H63ZM97 162H98V161H97ZM147 162L150 163L151 165L148 164ZM157 162H159V163H157ZM182 162H183V161H182ZM129 163H130V164H129ZM95 164H96V162H94V165H95ZM101 164H102V163H100V165H101ZM118 164H117V163L114 164V165L112 164V165H111L110 167H108V168H116V166L118 167ZM131 164H132V166H134V164H136L135 166H137L138 168L136 167V169H133V170H134V171H133L132 168H134L135 166L132 167ZM147 164H148V165H147ZM168 164H169V165H168ZM211 164H212V163H211ZM75 165H76V166H75ZM92 165H93V164H92ZM98 165H99V163H98L96 166H98ZM100 165H99L98 167H99V168H101V167L103 168V165H102L101 167H100ZM158 165H159V166H158ZM208 165H210V163H209ZM214 165H215V163L212 164V165H210V166H214ZM57 166H58V165H57ZM59 166H60V164H59ZM59 166H58V167H59ZM82 166H83V167H82ZM96 166H95L96 169H95V170L92 169V172L94 171L95 175L97 174L96 176H98V175H99V176H101V175L103 176V175H104V171H102V170H100V169H98V171H97V167H96ZM106 166H107V165H106ZM106 166H105V167H106ZM139 166L141 167L140 169H139ZM154 166H155V167H154ZM181 166H182V167H181ZM92 167H93V166H92ZM92 167H91V168H92ZM158 167H159V168H158ZM162 167H161V168H162ZM72 168H71V170L74 171V169H72ZM91 168H89V169H91ZM93 168H94V167H93ZM130 168H131V169H130ZM183 168H184V171H183ZM57 169H59V168H57ZM61 169H62V166H61ZM68 169H66V170H68ZM76 169H75V171H76ZM82 169H81V170H82ZM86 169H87V168H86ZM103 169H104V168H103ZM129 169H130V170H129ZM64 170H65V169H64ZM71 170H70V171H71ZM79 170H78L77 173L75 172L76 175L78 174L79 176H81L82 173H84V174H90V173H91V175H89L90 177H92V175H94L92 172H90V171L88 172V170H86V171H85V170H82V171L80 170L81 172H79ZM151 170H149V171H151ZM154 170H155V169H154ZM175 170H177V175L174 174V173H176ZM179 170H182L181 175L179 174V173L181 172V171H179ZM187 170H188V171H187ZM96 171H97V172H96ZM101 171H102V172H101ZM105 171H106V170H105ZM144 171H145V170H144ZM159 171H158V172H159ZM161 171H162V172H161ZM164 171H167V174H165ZM172 171H173V172H172ZM59 172H60V170H58L57 173H59ZM61 172H62V170H61ZM87 172H88V173H87ZM99 172H100V174H98ZM171 172H172V174H173V175H172L173 177H175V178H176V177H179V179L176 178L177 180L174 179V178L172 177V179H173L174 181H176V183H177V182H180L179 185L177 184L178 188H176V184L173 183L174 181H173V180L171 179V177H170V176H171V175H170ZM185 172H186V173H185ZM79 173H81V175H80ZM101 173H103V174H101ZM137 173H138V172H137ZM168 173H169V174H168ZM62 174H63V173H62ZM66 174H67V171H66V173L63 174V175H66ZM73 174H74V172H73ZM161 174H162V175H161ZM163 174H164V175H163ZM67 175H69V172H68ZM70 175H72V174H70ZM158 175H159V178H160V177H161V178H160L159 181L157 182V180H158L157 176H158ZM167 175H168V177H166ZM175 175H176V176H175ZM182 175H183V176L186 175V178H185V177H184L185 179H184V178H181V177H183ZM189 175H190V174H189ZM58 176H60V177H59V178H60L59 180H58ZM58 176H57V181H58V182H57V187H59V185H61V184L63 185V187H65V185H66V186H69V184L71 183V184H70V187H69V188H71V189H68V187L64 188V189H66V190H65L66 192H67V190H69L68 193H70V192L72 193L71 190H73V192L76 191V193H77L79 190H80V191L83 190V187H86L88 181H89V182L92 181V183H93V181H96L95 178H97V182H98V183L102 184L101 187H107L106 185H110V182H108L109 179H107V178L96 177V176H95L94 178L89 179L90 177L88 178V177H84V176L82 175V177H79V176H78L79 179H77L78 177L76 176L75 178H76L77 180L74 178V179H75V182L78 183L79 180L82 179L83 181L80 180V182L82 183V182L87 181V182H85L86 184H85V183H82V188H80L81 185H80L79 187H77V188H74L73 185H76V183L74 182L73 178L70 177V179H69V183H67V182H68V181H67L68 179H67L65 182L60 181V180H63V181H64L65 177L67 178V176H65V177L63 176L64 179H62L63 177H62L61 173L58 174ZM190 176L192 177V175H190ZM190 176H189V178H191ZM68 177H69V176H68ZM165 177H166L169 181H168ZM83 178H84V179L86 178V179L84 180ZM148 178H147V179H148ZM155 178H157V179H155ZM93 179H95V180H93ZM100 179H101V181H100ZM162 179H163V180H162ZM180 179H181V180L183 179V181H178V180H180ZM70 180L73 181V182H71ZM113 180H114V179H113ZM150 180H151V181H150ZM152 180H153V182H154V180H156V182H154V183H155L156 185L159 184V186L162 187V188H164V186H165V187H166V186L168 187L167 184H170V185H169V189L172 188V192H171V190L166 189L167 187L164 188V190H163V189L158 190V188H160V187H158V186H156L155 184H153ZM166 180H167V181H166ZM170 180H171L172 182H170ZM185 180H187V183H188V184H189V182H190L189 186L185 183V182H186ZM59 181H60V182H59ZM161 181H162V182L165 181L164 184H163ZM97 182H94V183L97 185V184H98ZM168 182H170V183H168ZM181 182H183L184 185H183ZM73 183H74V184H73ZM92 183H90V185L93 187L92 190H93V191L96 190L95 192H92V195H95V193L97 192V190L99 191V189L101 190V188H100V185H99V184H98L99 187H98V186H95V187H98V188H94V186L92 185ZM166 183H167V184H166ZM172 183H173V185H171ZM78 184H80V183H78ZM83 184H84V186H83ZM95 184H94V185H95ZM165 184H166V185H165ZM181 184H182L183 186H182ZM185 184H186V185H185ZM154 185H155V186H154ZM161 185H162V186H161ZM174 185H175V188H173ZM191 185H192V187H193V189H194V190L192 189V190L194 191V192L192 191V194H193V193H195V190H196L195 188H197V187H194L193 183H192ZM71 186H72V187H71ZM76 186H78V185H76ZM88 186H89V183H88ZM88 186H87V187H88ZM171 186H173V187H171ZM63 187L61 186L60 188H63ZM92 187L89 186V189L92 188ZM153 187H152V189H154ZM181 187H182V188H181ZM184 187H185L186 189H184ZM187 187H188V189H187ZM189 187H190V189H189ZM73 188L76 189V190H74ZM78 188H79V189H78ZM77 189H78V190H77ZM155 189H154L152 192H154ZM173 189H174V190H173ZM177 189L181 190V192H182L183 194H184V193H187V194H184V195H183V194H179V193H181V192L177 193V191H178ZM85 190H86V189H85ZM85 190H84V191H85ZM92 190H91V191H92ZM102 190H103V188H102ZM161 190H163V193H159V191L162 192ZM166 190H168V191H166ZM182 190H185V191H182ZM186 190H187V191H186ZM188 190H189V191H188ZM62 191H63V190H62ZM84 191H83V192H84ZM86 191H88V195H89V193L91 194V192H90L89 190H86ZM164 191H165V192H164ZM198 191H199V190H197V192H198ZM63 192H64V191H63ZM63 192H59V195L62 194V196H63V195H64ZM83 192H81L82 195H80L81 193H80V194L78 193V194H79V196H81L80 198H83L82 196H84V198L87 199V200L82 199V200H84V201H82L81 199H78L76 196H74L75 198H77L78 201H76L75 198L73 197V202H72L73 204H75V205H80V206H81L82 204L89 203V202H92V201H93L92 203H96V204H98L100 207H103L104 204H105V205H108V202H109V200L111 199V198L108 199V197H107V199H105V198H106V195H105V197H103V196H104V193H103V195H101V193H102L103 191H102V192L99 191V192H100V195H98V196H100V197L98 198L99 201H98V199H96V198L98 197L97 195H95L96 198H95L94 196H91V195H89V197H88V196L86 195V193L84 192V193H85V195H84ZM168 192H169V193H168ZM188 192H189V193H188ZM68 193H66V194H68ZM76 193H74V194L76 195ZM173 193H174V192H173ZM66 194H65V195H66ZM78 194H77V195H78ZM96 194H97V193H96ZM98 194H99V193H98ZM192 194H191V195H192ZM57 195H58V194H57ZM65 195H64V196H65ZM69 195H72V196H73V194H69ZM114 195H115V194H114ZM178 195H181L182 197H183V196H184V197L181 199V197L178 196ZM64 196H63V197H64ZM67 196H68V195H67ZM79 196H78V197H79ZM85 196H86V197H85ZM90 196H91L92 198L94 197L96 201L88 199V198H90ZM101 196H102V197H101ZM188 196H187V197H188ZM70 197H71V196H69V199H70ZM129 197H130V198L133 197V198H131V200L134 199V198H136V197H134V196H132V195L129 196ZM179 197H180L181 200L179 199ZM58 198H61V196H59V197L57 196V201H58V202H57V203H58L57 206L59 207V203H60V204L62 205V207L60 206L61 209H62V208H63V205H64V202H63V204H62L61 201L58 200ZM94 198H93V199H94ZM130 198H129V199H130ZM165 198H166V199H165ZM167 198H168V199L170 198L171 200H170V199L168 200ZM257 198H261V197H256V199H257ZM64 199H65V197H64ZM64 199H62V200H64ZM71 199H72V198H71ZM104 199H105V200H104ZM164 199H165V200H164ZM177 199H178V200H177ZM185 199H186V200L188 199V200L185 201ZM88 200H90V201H88ZM100 200H101V201H100ZM102 200H104L105 202L102 201ZM134 200H135V199H134ZM163 200H164V201H163ZM194 200H195V202H198V201H199L198 199H197L198 201H197L196 199H194ZM65 201H66V200H65ZM69 201H70V200L67 199L66 202H69ZM135 201H137V199H136ZM175 201H177V202H175ZM178 201H179V202H178ZM188 201H189V202H188ZM192 201H191V202H192ZM202 201H203V202H202ZM202 201L200 200L201 203L198 202V205H203V203L205 204L204 200H202ZM242 201H243V200H242ZM242 201H241V202H242ZM261 201H262V199H261ZM66 202H65V203H66ZM82 202H83V203H82ZM100 202H101V203H100ZM106 202H107V203H106ZM156 202H157V200H156ZM185 202H186V203H185ZM195 202L193 201L192 204L190 203V205H192V206H189L190 209H191V211H193V209H194L195 211H198V209H199L198 207H200L199 211H201V209H202L203 206H202V207H201V206H198L197 203H195ZM241 202H239V203H241ZM80 203H81V204H80ZM102 203H103V204H102ZM169 203H167V204L159 203V204L164 205V206L161 205L163 208H161V209L158 210L159 213L161 212L160 210L164 209L165 205H167L166 207H168V206L170 205ZM193 203H194V204H193ZM23 204H24V203H23ZM23 204H21V205H22V206H21V209H22V207H23V208L25 209V211H23V212H24V213H23L22 210H24V209H22V210H21V213H20L21 215H19V217H22V213H23V215H25V216H23L22 218H18V220H19V219L22 220L23 218L26 219V215H29V214H30V216L32 215L31 213L28 214V213L26 212V210H27L28 212H30V211H29V210H30V206L28 205V207H26L27 204H26V205H25V204L23 205ZM75 205H74V206L72 205V206L75 207ZM154 205H152V208H153ZM180 205H182V204H180ZM180 205H179L178 208H177V206L175 207V205H173L174 208H171V209H170L171 211H170V210H168V211H169V212H172V210H173L172 213H176V212H178V209L181 207ZM184 205H182L183 208H185V209L187 208V210H184L183 208H182V209L180 208L179 211H180V213H181L182 210H183L182 212L186 211V213H188V215H187V214H186V215L184 214V215H185V216H184V215H181V214H183V213H181L180 215H181L182 218H179V217H180V216H179L178 219H180V220H181V219H182V220L184 219V221H186V220H185L186 216H187L186 219L191 218L190 216H194V215H193V214L190 215V214L193 213L194 211H193V212H190V214H189L188 211H190V209L188 208V206L184 207ZM195 205H196V206H195ZM18 206H20V205H17V207H18ZM64 206H66V205H64ZM156 206H157V205H156ZM194 206H195V207H194ZM17 207H16V208H17ZM25 207H26V208H25ZM60 207H59V208H60ZM118 207H119V206H118ZM157 207L159 208L160 206H157ZM191 207H192V208H191ZM196 207H197V208H196ZM28 208H29V209H28ZM59 208H58V209H59ZM68 208H69V206H68ZM68 208H67V207H66L65 209L63 208V210L65 211V210L68 209ZM152 208H151V212H150V209H143V210H141V211H138V210H136L135 208H132V209H134V210L128 208L129 210H131L130 213H129V211H128V214L125 213L126 216L124 215V216H122V217H125L124 219H126V218H128V217H127V215H128V216L132 219V221H133V220H136V218H137V220L139 219L138 221H140V220H141V217H142L141 215L144 214L143 217L146 218L147 221H151V223H153V221H154L153 217H155V216L158 214V213L155 214L156 212H158V211L156 210V209H158V208H156V209H155V207H154L153 209H152ZM203 208H204V207H203ZM128 209H127V210H128ZM166 209H167V208H166ZM166 209H164L163 211H165ZM176 209H177V210H176ZM155 210H156V211H155ZM16 211H19V208H17ZM16 211L14 210V213H15ZM57 211H59V210H57ZM137 211H138L140 214H137V213H138ZM143 211H144V212L146 211V213H144ZM147 211H148V212H147ZM153 211H154V212H153ZM163 211H162V212H163ZM174 211H175V212H174ZM199 211H198V212H199ZM202 211H203V209H202ZM202 211H201V212H202ZM25 212H26V214H25ZM61 212H62V210L59 211L60 214H61ZM66 212H67V211H66ZM102 212H105V209H104V208H102V211H101V216H102V217H101V216H99V217H101V218H105V215H107L108 212H107V214L102 213ZM141 212H142V214H141ZM162 212H161V214H162ZM166 212H167V210L165 211V213H166ZM64 213H65V212H64ZM147 213H148L149 215H147ZM167 213H168V212H167ZM172 213H169L168 215L170 216ZM184 213H185V212H184ZM12 214H13V213H12ZM12 214H11V215H12ZM18 214H19V213H18ZM57 214H58V213H57ZM66 214H67V213H65V214H64L63 216H61V217H63V219H66L67 217H64V216H67ZM99 214H100V213H99ZM102 214H103L104 216H103ZM194 214H197V213L194 212ZM58 215H59V214H58ZM137 215H138V216H137ZM139 215H140V216H139ZM162 215H165V214H162ZM168 215H165V216H164V217H165L164 219H168V218H167ZM177 215H179V212H178V214H176V216H177ZM107 216H108V215H107ZM148 216H149V217H148ZM157 216H158V215H157ZM157 216H156V217H157ZM172 216L174 217L175 215L172 214ZM172 216H171V217H172ZM176 216H175V217H176ZM183 216H184V217H183ZM10 217H15V215L10 216ZM16 217H18V216H17V213H16ZM28 217H29V216H28ZM28 217H27V219H28ZM31 217H32V216H31ZM36 217H38V215H36ZM39 217H40V216H39ZM39 217H38V218H39ZM43 217H45V216H43ZM43 217H42V218H43ZM92 217H93V218L97 217V218H95V219H99L98 216H92ZM132 217H133V218H132ZM147 217H148V218H147ZM156 217H155V220L157 221L158 219H156ZM159 217H160V215L158 216V218H159ZM175 217H174L173 221H174L175 219H177V218H175ZM0 218H1V217H0ZM34 218H35V217H33V219H34ZM47 218H50V216H49V217L47 216ZM58 218L62 220V218H60V217H58ZM58 218H57V219H58ZM76 218H78V216H77ZM93 218H92V219H93ZM101 218H100V219H101ZM29 219H30V218H29ZM43 219H44V218H43ZM45 219H46V217H45ZM149 219H150V220H149ZM160 219H161V220H158V223H160V226H161V227H164V226H165V228H167L168 226H167L166 224H167V222H169V220H167V222H166V220H164V219H162V218H160ZM61 220H60V221H61ZM126 220H127V219H126ZM137 220H136V221H137ZM170 220H172V218H171ZM130 221H131V220H130ZM130 221H129V219H128L127 222H128V224H131V225H130L131 228L134 227L133 224H136V225H137V222H138V221H137V222L135 221L136 223H134V222H130ZM156 221H154V222H156ZM159 221H160V222H159ZM163 221H164V222H163ZM173 221H170L169 223L172 224ZM171 222H172V223H171ZM176 222L179 223L178 220L175 221V224H176V225H177ZM180 222H181V225L184 223V222L182 223V221H180ZM161 223H164V226H163ZM169 223H168V225H169ZM185 223H186V222H185ZM58 224H59V223H58ZM58 224H57V226H58ZM179 224H180V223H179ZM158 225H159V224H158ZM176 225H175V226H176ZM188 225H189V224H187V228H188ZM57 226H54V228H53V225H52V226L49 225L50 228H51V227L53 228L52 231H51L50 228H49V231H50V232L48 231L47 226H45V228H43L44 231L46 230V231H48V232L50 233L49 235H48L47 232H46V234H47V235H46L45 232H44L43 230H42V232H41V231H39V232L41 233V235H42V234H45L44 236H46V237H47V236L50 237V235H51V236H54V235L56 234V233H54V231H53L54 229L56 230L55 232H57V233L60 232V231H61V232L63 231V233H67V234H69L70 231L67 232V231H68V230H67V227L64 228V229H66V231H64V230H63V227H61V229H60V225H59V227H57ZM61 226H63V225H61ZM130 226H128V227L130 228ZM160 226H158V227L160 228ZM170 226H171V225H169V227H170ZM172 226H173V227H171V231H172L173 228H175V227H174V224H172ZM184 226H186V225L184 224ZM184 226H183V227H184ZM43 227H44V226H43ZM56 227H57V228H56ZM68 227H69V225H68ZM94 227H96V226H94ZM158 227H157V228H158ZM177 227H178V225H177ZM177 227H176V228H177ZM189 227H190V226H189ZM58 228H59L60 231H57ZM96 228H98V227H96ZM165 228H164V229L162 228L163 231L165 230ZM180 228L182 229V226L180 227V225H179L178 229H176V230H179ZM184 228H186V227H184ZM168 229H170V228H168ZM166 230H167V229H166ZM166 230H165V231H166ZM171 231H170V230H169V231H166V233L164 232L163 235H165V234H167L168 232H171ZM52 232L54 233V235L52 234ZM61 232H60V233H61ZM71 232H72V231H71ZM71 232H70L69 236L72 235ZM161 232H162V231H161ZM37 233H38V232H37ZM40 233H38V234H40ZM60 233H58V234H60ZM75 233H76V234H75ZM137 233H139V232H137ZM38 234H37V235H38ZM58 234H57V236H54L53 238H52V237H50V238H48V237H47V238H46V237H42L44 241L46 240L45 242H44V241H41L42 238L40 239V237H39V238L37 239V241L34 240L36 243L38 242L37 245H35L36 243H35V242H32V241H31V245H32V243H33L32 246L35 245L34 247H36V248H37V247H40V246H41V247L43 246L42 249H44L45 247H46V248H49V249L51 250V252H52V251L55 252V250H56L57 253H59V252L61 253V252H62V254L64 253L66 256H68V254L70 255V254L73 253L74 250H75V255H76L77 257H79V256H81V257H85V258H82V259H85V260L90 261V262H87V261H86L88 264H92L93 261H94L93 264H99V263H101V262H99V261H98V262H99V263H98L97 260H100V261H101V259H98V258H99V257H102V258H103V256L105 255L104 251H106V246H105V248H103V247H104L103 245H102L103 247H101V243H99V242H97V241L100 240L99 236H102V237H103V235L105 236V234H103V233H97V235H98V237H97V238H98L97 241H96V237H94V236H93V238H92L93 241H92V240H91V241H90V240H87V241H86V238H88V236H89V237L92 236V234H91V235H88V233L85 234V232H84V233H83V232H81V233H80V232H79V233H77V232H73V234L77 235V236L72 235L73 237H77V238H74V239H73V237H71L72 239H70L69 237L64 236V234H62V235H63L64 237H67V238H62V236L60 237L61 234H60V235H58ZM67 234H65V235H67ZM79 234H85V235H83V236H85V237L87 236V237H86V238H85V237H81V235H79ZM133 234H134L133 236H136V235H137L136 233H133ZM135 234H136V235H135ZM168 234H169V233H168ZM93 235H94V234H93ZM97 235L95 234V236H97ZM139 235H140V234H139ZM42 236H43V235H42ZM58 236H59V238H58ZM137 236H138V235H137ZM165 236H167V235H165ZM55 237H56V238H55ZM78 237H81V239H78ZM36 238H37V237H36ZM60 238H61V240H59ZM68 238H69V239H68ZM83 238H85L84 241H83ZM133 238H134V237H133ZM54 239H56V240H54ZM63 239H64V240H65V239H68V241H69V240H70V241H69V242H66V241H64ZM94 239H95V240H94ZM101 239H102V238H101ZM131 239H132V237H131ZM131 239H129V237H126L125 240H127V242H130L129 240H131ZM38 240H39V241H38ZM48 240H49V241H48ZM71 240L74 241V242H76V243H77V241L80 240V242H78V243H80V246L77 244V245L79 246V248L77 247V245L74 244V242H71ZM76 240H77V241H76ZM81 240H82V243L86 241V242H88V244H89V241H90L91 244H89V245H88L89 247H88V246L86 245V243H83V244H84V245H83V244L81 243ZM150 240H153V241H151V242H152V243H151V244H152V245H151L152 248L150 247L148 250L151 252V249H155V248H153V247H156L157 250H158V249H160V250L156 251L157 253L155 252L156 249H155L154 251L152 250V251L155 252V253H152V252L150 253L149 251L145 250V251H147L148 253L144 251L143 254L147 253L148 256H149V255H152L151 257H152L153 259H156V260L159 258L158 260H159L161 263H163V264H164V263H165V264H184V263L187 264V263H189L187 260H179V261H181V262H176V261H174V260L171 261V259L174 258V255H175V258H177L176 256H181L180 254H182V252L184 251L182 248H180L181 246H179L178 244H177L178 247L175 245V247L178 248V251L175 250L176 248H174V246H171V248H172L173 250H175V251L171 250V248H169V249L167 248V250H170L169 252L172 254V256H171V254H169L168 252H166V253H168V254H166V255H165V253L162 252L163 250H161V249H162L163 247L161 248V246H164V244H163V245H161V244L159 245V243H157V242H158L157 240L155 241L154 238L152 239V236H151ZM204 240H205V241H204ZM53 241H55V243H54ZM56 241H57L58 243H56ZM94 241H96V242H94ZM133 241H134V239H132V242H131V243H133ZM159 241H160V240H159ZM174 241H175V239H174ZM174 241H172V242H174ZM176 241H177V240H176ZM206 241H207V239L203 238L201 244H200V243H199V244L202 245V243H203L204 245H202V247H204L205 245L207 246L208 241H207V242H206ZM13 242H14V243H17V240H13ZM39 242H42V244H40ZM63 242H64V243H63ZM70 242H71L72 244H71ZM92 242H94L95 244L98 243L100 246L98 245L99 247L97 246V248H96V246H95V244H94L93 246H95V247H93V246L91 247L90 245H92ZM153 242H156V245L153 244ZM34 243H35V244H34ZM69 243H70L71 245H68ZM163 243H164V242H163ZM214 243H215V244H214ZM214 243H213V245H217L218 242H217V243L214 242ZM39 244H40V245H39ZM51 244H52V245H51ZM59 244H60V245H59ZM65 244H66V245H65ZM73 244H74V245H73ZM45 245H47L48 247L45 246ZM56 245H57V246H56ZM72 245H73V246H72ZM82 245H83L84 247H82ZM153 245H155V246H153ZM75 246H76V247H75ZM86 246H87L88 248H87ZM206 246H205V247H206ZM62 247H63V248H62ZM74 247H75V248H74ZM81 247H82V249H81ZM90 247H91V248H90ZM157 247H158V248H157ZM159 247H160V248H159ZM202 247H201V248H202ZM205 247L203 248L204 250L209 249L208 247H207V248H205ZM51 248H52V249H51ZM68 248L71 249L73 252H71V253H70V251L68 252ZM84 248H85V249H84ZM92 248H93V250H92ZM95 248H96V249H95ZM100 248H101V251H100L99 253H97V252L99 251ZM164 248H165V246H164ZM179 248H180V249H179ZM183 248H184V246H183ZM198 248H200V246H198ZM54 249H55V250H54ZM76 249H78L79 252H77ZM86 249H87V250H86ZM90 249H91L92 251H91ZM97 249H98V250H97ZM57 250H58V251H57ZM114 250H115V251H119L120 248H119V249L116 248V249H114ZM124 250H126V251H124ZM128 250H131V252H129V253H131V254H133V255L129 254V253L127 252ZM63 251H66V253L63 252ZM82 251H84V253H82ZM87 251H89V253H90V251H91V253L93 252L94 254H95L94 251H97V252H96V255H97V254H98V255L100 254L101 256L99 255V257H98V255H97L98 258H97V260H96L95 257H94V256H96V255H94L93 253H92L93 255H88V256H90V258H89L88 256H82V255H80L81 253H82L83 255H85V254H86L85 252H87ZM123 251H124L125 253H123ZM135 251H137V250H134V249H132V248H131V249H128V248L126 249V248H124V249H122V250L119 251V252H122V253H123V257L121 256V258H122V260L124 261L125 264H129V263H130V264H133V262H134L135 264H142V263H143V264H150V263L153 264V263H154V260H153L152 258H151V260H152L153 263L151 262V260L148 262V259H147V258L142 257L143 254H141V253L143 252V250H142L141 252H140V251H139V252H135ZM164 251H166V248L164 249ZM53 252H52V253H53ZM56 252H55L54 254H57ZM158 252H162L163 254H159ZM67 253H68V254H67ZM89 253H87V254H89ZM122 253H119V254H122ZM126 253H127V254H126ZM137 253H139V254H137ZM77 254H79V255H77ZM87 254H86V255H87ZM125 254H126V255H125ZM134 254H135V256H134ZM157 254H159L161 257H159V255H157ZM183 254H184V252H183ZM73 255H74V254H73ZM124 255H125V256H124ZM130 255H131L132 257H134V258H132L133 260H134L135 257H136L135 261L130 262V261H131V260H130V258H131ZM141 255H142V256H141ZM155 255H157V256H155ZM167 255H168V258H167V257L165 258L164 256H167ZM169 255H170V256H169ZM91 256H93V258H94L93 261L91 260V258H92ZM119 256H120V255H118V253H117V254H115V255L112 254L111 257H107V258H110V259L113 258V260H115L116 258H118V260H119ZM129 256H130V258H129ZM137 256L141 259V262L139 261L140 263H139L138 261H137V263H136V260H139V258H138ZM140 256H141V257H140ZM162 256H163V259H162ZM202 256L206 257L207 255H202ZM86 257L89 258V259H86ZM115 257H116V258H115ZM155 257H156V258H155ZM79 258H80V257H79ZM79 258H78V259H79ZM137 258H138V259H137ZM142 258H144L145 260H143ZM169 258H170V259H169ZM181 258H182V256H181ZM76 259H77V258H76ZM82 259H80L81 261H80V260H78V261H80V262L83 263L84 260L82 261ZM149 259H150V258H149ZM178 259H180V258H178ZM68 260L72 261L71 259H68ZM74 260H75V259H74ZM125 260H127V261L129 260V263H128L127 261H125ZM224 260H225V259H224ZM228 260H229V259H226V260H225V261H226L225 264H227V262H228V264H229V263H230V264H233L232 261H234V264H235V262H236V264H241L242 262H243L244 264H245V263H248V262H244L243 260H238L239 262L236 261V259H235V260H234V259H230V261H228ZM70 261H69V263H70ZM78 261H77V262H76V261H72V262H75V264L80 263V262H78ZM91 261H92V262H91ZM144 261H145V262H144ZM173 261H174V262H173ZM241 261H242V262H241ZM253 261H254V260H249V262H251V263H254ZM147 262H148V263H147ZM160 262H159V263H160ZM64 263H66V262H64ZM64 263H63V264H64ZM82 263H80V264H82ZM102 263H103V264H105V263L107 264L108 262H106V261L103 260ZM102 263H101V264H102ZM118 263H120V262H118ZM118 263H117V264H118ZM124 263H122V264H124ZM155 263H156V264H159L157 261H155ZM243 263H242V264H243ZM66 264H67V263H66ZM72 264H74V263H72ZM83 264H85V263H83ZM120 264H121V263H120Z\"/></svg>", "mask_w": 264, "mask_h": 264}]
</instances>
